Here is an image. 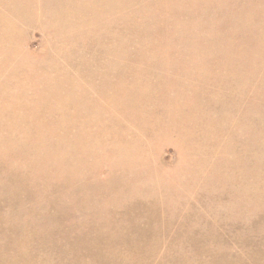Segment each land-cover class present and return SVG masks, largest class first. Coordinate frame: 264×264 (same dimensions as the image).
I'll list each match as a JSON object with an SVG mask.
<instances>
[{
	"label": "rangeland",
	"instance_id": "obj_1",
	"mask_svg": "<svg viewBox=\"0 0 264 264\" xmlns=\"http://www.w3.org/2000/svg\"><path fill=\"white\" fill-rule=\"evenodd\" d=\"M1 1L2 0H0V13L2 11V14L0 15V19L2 20V18H4V20L2 21H4L6 24L0 21V69H2L0 70V73L3 76L0 77V81L2 79V81L0 82V91L2 90L0 92V136H2L0 137V179L3 177L1 179L2 181L0 180V186L2 184L4 185L3 181L11 180V183L10 181H8L10 184L5 181V185L7 186L4 185L2 186V188L0 187V248L4 250V246L6 247L4 251L5 255L9 254L8 256L11 257L18 255L19 260L22 257L28 262L31 260L33 264L36 262L35 260H39V258H45V251L48 252L50 249L52 251V253L50 251V253L48 252L50 256L49 254L45 253L47 254V256H49H46L48 260H37L36 264H38V262L40 261H47V263L42 262V264H56L57 261V264H63L62 260L63 262H65V264H82V261H85L83 264H88L90 258V261L92 262H90V264H93L95 258V264H97V261H99L100 259V263L102 261L104 262L102 264H105L106 262L113 264V261L111 262V260L114 259H111L110 257L112 256L110 255H113L114 257L112 258H115L118 253L119 256L117 255L114 260L116 264H121L123 262L124 264H126L127 262V264H138L137 260H141V264H149L148 262L150 261V264H161V262L158 261L161 256L163 264L165 263L164 261H167L165 264H172L171 259L173 261V257H176L175 260L178 264H227L226 262H228V264H264V252H262L264 251V0H28L24 4H22L24 0H22V2H20L21 0H15V2L6 0V4L3 3L5 0H3V2ZM194 1L197 3V5ZM12 2L13 4H15L14 6L13 4H11ZM190 2L194 3L195 6ZM7 4H9L10 7ZM25 4L27 7L25 6ZM188 4L190 8H187ZM6 6H8L10 9L8 10ZM192 7H194L195 9L197 7V11L195 12V9ZM186 9L189 10L186 11ZM19 10H25L26 12L24 11V13L21 14ZM30 11H33L34 14ZM97 11H100L98 13L101 14H98ZM11 12L13 13V15L11 14ZM186 12L189 16L186 14ZM194 12L195 14L193 15L195 17H193V15H190ZM202 15H204V17ZM201 19L202 21H206L202 22L200 21ZM192 20L196 22H192ZM198 21L200 22L198 23ZM208 21L210 22V24ZM207 23L208 25H211V28H208ZM201 25L205 28V30H203L204 28H202ZM207 28L208 30L210 29L209 32L211 31V29L214 31H211V36L209 32H206ZM162 29L163 31H165L162 32ZM152 30L153 33L155 32L154 34L151 33ZM120 33L123 35H120ZM204 36L210 37L206 38ZM198 37L201 38V42L199 41ZM203 37L206 39L203 40ZM150 40H152V42ZM206 40L208 43H206ZM213 40L217 41L216 44ZM204 44H206L208 47L203 46ZM149 45H151V47ZM155 45L157 46L156 48ZM108 46L110 48H108L107 51L106 49ZM105 47L106 51L104 52L103 48ZM112 48L113 50H117H110ZM120 55L122 56V60H120ZM106 56L108 57L106 58ZM93 58L101 59V61L99 59L97 60L98 62H100V64L96 60H93ZM129 58L131 59V61H133V64L132 62H129ZM125 60L129 63H127ZM102 62L107 63V66H109L107 67L105 63V65H102ZM121 62L125 67V71L123 68V70L119 72V70H121V67H123L122 65H118L122 64ZM95 64L100 66L96 65V67ZM115 64H117V66ZM89 66L93 67L89 68ZM104 66L107 68H105ZM119 66L121 67L119 68ZM95 68L99 69L94 70ZM104 68L106 69V72ZM109 68L112 72L108 70ZM15 69L16 71H21V73L15 72ZM107 70L109 72H107ZM100 72L103 74L101 75ZM114 72L116 73L115 75ZM127 72L129 73L127 74ZM68 73L74 77L71 79V76ZM81 74L84 79L81 77ZM90 74H93V77ZM152 74L153 78L150 79V77H152ZM18 75H21L20 78H22L24 87L22 83L18 82L21 79H16L17 77H19ZM94 75H96V77ZM65 76H67V79L69 80H66ZM111 76L114 77L112 78ZM146 76L149 78H147ZM7 77L11 78L9 79ZM24 77L25 79L23 80ZM120 78L122 79V82L120 81ZM33 79L37 81H35L36 83H34V85L32 83ZM59 79L63 80L64 83L61 84L62 81L58 82ZM80 79L81 82L79 85L77 82H79ZM28 80L29 83L27 82V85L25 84V81ZM64 80L68 81V83ZM94 80L97 82H95ZM11 81H13L14 83ZM8 82L9 84H7ZM16 82L18 83L16 84ZM69 83L70 85L72 84L70 86L71 89L69 87ZM94 83H97L96 86ZM56 84L60 85L56 87ZM61 85L62 87H60ZM35 86H41V88H39L40 91L36 89L37 87ZM63 86H65L66 91L64 90ZM75 86L77 89L74 88ZM28 87L31 88V90H27L29 89ZM42 87H45L46 90H53L48 96L51 100H53L52 102L50 99H48L44 104H39V97H41V94L43 93ZM222 87L225 89L223 92ZM56 88L60 89V92L65 91V94H62L63 92L60 93ZM7 89H10L12 91L8 94L9 90L7 91ZM32 89H34L35 91H32ZM13 90H15V93ZM83 90L85 94L83 93ZM18 91H20V95ZM213 94H215V96ZM123 95L125 97H123ZM229 95L230 98L227 99ZM221 96L222 98H220ZM14 98L16 99L14 100ZM216 98H218V100L220 101H217ZM21 100H23V102ZM233 100L234 102H232ZM46 103L49 105V107L44 106L47 105ZM57 103H59V105ZM112 103L114 105H112ZM217 103H220L221 105H218ZM207 105L211 107H208ZM40 108H42L43 110H40ZM46 117L48 119H46ZM129 117H131V119ZM79 118L82 120V122L79 120ZM53 123H56L55 126H53ZM128 123L129 125H127ZM45 125L48 126V128ZM58 126L60 127V129ZM40 128H44V131ZM65 128L69 129L66 130ZM73 128L75 131L73 130ZM31 130L34 133H32ZM75 132L79 136L76 135ZM50 136L51 138H49ZM82 136L84 137V140L82 139ZM56 138L59 139V141ZM76 138L78 139L76 140ZM40 141H44V145H41ZM50 141L55 142L54 146L50 145ZM212 141L213 144L210 143ZM77 145H79V147H77ZM41 149L42 152L40 151ZM72 149L74 151H71ZM93 149L96 151H93ZM115 153L117 154V156ZM71 154L75 155L72 156ZM29 157H35L37 159L30 158V160ZM22 159L24 160V162ZM125 159H127V162ZM70 161L71 163H69ZM76 161L77 163H75ZM15 163L16 165H14ZM41 163L45 164L41 165ZM64 163L66 164L64 165ZM86 163H91L94 168H92V166L89 167V165L91 164H87L86 166L89 167L87 171L86 169H84L86 168ZM53 165L55 168L52 170L50 167H53ZM6 166H8L7 169ZM42 166H44L43 169H41ZM12 167L16 169L14 170ZM34 167L37 169V172L40 171L43 175L40 172L37 173ZM23 168H25L26 171L29 170V172L31 170V174L26 172L25 175V170ZM58 168L63 169L61 171L58 170ZM91 168L94 170H92ZM48 169H50L51 171ZM79 169L81 170V173ZM43 170L48 171V173L46 171L44 172ZM71 170L73 171V173ZM95 170H97L98 172L97 175H95ZM11 171L17 172H12L11 174ZM49 171L53 173H50ZM3 172L7 174L5 175V173ZM91 172H94L95 174ZM13 173L15 176L13 175ZM21 173L25 177H23ZM84 173L86 175L89 174V178H91L92 181H89L88 176H86ZM120 175H122V177H120ZM200 175L205 176L200 177ZM29 176H31L32 179L29 178ZM18 177H22V179H17ZM54 177L55 181H57L58 183L54 181ZM98 177L100 178L98 179ZM28 178L30 180H28ZM43 179V184H45L46 182V185L42 184ZM33 180L35 181L33 182ZM52 181L54 182L51 183ZM66 181L69 183H67L69 187L67 186ZM112 181L115 183H112ZM61 182H64L65 184H61ZM210 182L212 185L210 184ZM24 183L26 184L25 186ZM55 183L56 186L54 185ZM100 183L103 184V186ZM120 183L122 187H120ZM229 183L232 184L229 185ZM18 184L19 188L17 187ZM49 184H53L55 187L53 185H50V188ZM73 184H76V186H74ZM79 184H83L81 186L82 188L85 185V190H82ZM8 185L9 187L10 185H12L14 188L12 186L9 188ZM29 185H32L33 187ZM77 185L80 189L77 187ZM59 186H62L60 189L62 190L61 192H59ZM94 186L95 190L97 188V190L100 191L99 194L96 193L98 192L97 190L96 192H94L95 190L93 191L91 189ZM30 187L31 189H33L30 190ZM66 187L68 188L66 189ZM44 188H46V190ZM49 188L50 192L53 190L54 191L52 193H49V191L47 190ZM73 188L75 191L73 190ZM75 188L78 190V193ZM34 189H36V191ZM37 189L41 190L40 193L39 191H37ZM19 190L22 193L20 196H18L19 193H15ZM57 190L59 191L57 192ZM81 190L84 191V193H87V195L81 193ZM11 191L15 195H10ZM69 191L72 193H70ZM54 192L57 195L54 196ZM49 194L52 195L49 196ZM75 194L78 195L76 196ZM114 194L116 197L114 196ZM42 195L45 197H42ZM66 195H70L69 200L70 198L71 200L69 201V203L67 202L68 197L66 198ZM71 195H73V198ZM90 195H92L91 198L88 197ZM93 195L95 198L93 197ZM37 196L39 198H37ZM40 196L41 199L43 198L42 201H46V199L50 197L52 203L50 199H47L46 202L44 201L39 203L40 201L38 202L36 200H39ZM56 196V199L58 201L55 199ZM223 196H225V199ZM30 197H32V199H35L34 201H36V205H34V201ZM77 197L79 199H77ZM80 197H84L83 199L81 198L82 201L80 200ZM52 198L54 199V201H56L53 202ZM88 198L90 200L95 199V202L94 200L93 202L97 203L98 206L96 204H91L93 202H90ZM220 198L224 199L221 203ZM64 199L66 200L65 202H67V204L62 203L65 204V207L61 204V201H63ZM15 200L18 202V205ZM30 200L33 201V203L30 202ZM73 200H76L77 202H74ZM49 201V204H52L51 206L47 203ZM206 202H209L210 204L208 203V205L206 204ZM30 203L31 205H33V208ZM79 203H82L83 206ZM105 203L107 206L105 205ZM22 204H24V206ZM189 204L190 207L188 209ZM44 205L46 206V208L50 207L49 213L47 209L42 210L44 211V213L45 211H47L50 217H48V214H45V216L41 211V209L45 207ZM84 205L87 209L84 207ZM102 205H105V207ZM122 205L124 206L122 207ZM128 205L130 207L127 208ZM191 205L193 206L191 207ZM37 206L38 208H36ZM52 206H55V208ZM56 206H59L60 208H56ZM88 206L89 208L92 207L93 209H88ZM137 206H141L142 208L139 207L138 209ZM67 207L68 212L67 209L65 210V208ZM72 207L74 211L71 210ZM83 207L86 209V211L84 212ZM133 207L136 209H133ZM112 208H115L114 210L116 211L112 210ZM148 208L150 210L149 212ZM38 209H40V212H38ZM122 209H126L125 212ZM129 209H131L132 211H129ZM60 210L61 213L58 212ZM79 210L82 211L80 212ZM121 210L124 212V214H127L123 215V212ZM99 211L100 214L98 213ZM143 211L145 212L143 213ZM55 212L56 214L58 212V216L55 214ZM64 212H67L66 214L71 212L69 218L68 215H66ZM117 212L119 216L117 215ZM140 213H142V215ZM52 214H55L56 218L58 217V219H52L53 217H55V215L52 216ZM190 214L194 215L190 216ZM65 215L67 216L66 220L68 219L69 222L64 221L65 219H61L63 217L65 218ZM84 215L87 216V220L89 221V223H87V220L82 219L86 218V216ZM107 215L112 221H110L108 217H106ZM115 215L116 217H113ZM198 216L199 218H197ZM70 217L72 218V223ZM78 217L80 221L78 220ZM148 217L160 218L159 224L157 222L156 223L162 227L159 226V228L158 225L154 223V227L152 228L151 226L153 225H149L148 223ZM31 218L35 221L32 222V224H30V222L33 221ZM35 218L36 220L38 219V221L41 220V222H37ZM41 218H43L47 222L43 220V223ZM74 218H77V220H73ZM47 219H50L52 221L48 222ZM89 219H91L92 221ZM125 219H128L127 222ZM167 219L169 222L167 221ZM198 219L203 222L202 225L200 223L201 221ZM203 219L205 220V222ZM29 220L30 222L28 223ZM53 220L57 224L53 223ZM58 220H62L65 223ZM122 220H124L125 223ZM83 221H85L86 223H83ZM102 221H105V223ZM78 222L80 223L79 225H83L78 226ZM100 222L104 223L105 225L101 224ZM165 222L168 225L165 224ZM58 223H60L61 225ZM66 223L68 225L71 224L70 226H72L68 227L69 230H71L70 232L67 228L68 225L64 226L68 230V233L65 228H58V226L66 225ZM73 223H76L74 225L76 227L73 226ZM207 223L208 225L212 224V226H205V224ZM6 224L7 226H5ZM35 224H37V226L39 225V228L36 227ZM54 224L57 229H51L52 225L54 226ZM113 224L114 227H112ZM89 225H95L94 227H89L91 231L90 229H88ZM138 225H140V228H143H138ZM31 226L36 229L30 230L29 228ZM47 226L50 227L49 230ZM80 227H85L86 229L83 228L85 232ZM134 227L137 228V231H139L140 229V231L143 232L137 233V231L134 230ZM185 227L189 228V230H187V228ZM26 228L27 231L29 230L27 233L25 232ZM72 228H75V230H73ZM113 228L114 230L116 228L117 231H113ZM193 228L194 230H196L193 231ZM211 228L214 229L210 230ZM46 229L49 233L51 232V230H53V233L51 232L52 234L49 235L48 233V235L51 237L50 240L48 235L43 237L44 232L45 235L47 234V232L44 231ZM122 229L124 232L120 231ZM152 229H157L155 231L153 230V233L155 234H152ZM182 229L183 231H181ZM184 229L186 230V232ZM72 230L76 233L78 231L79 234H77V237H74V239L71 238L70 245L71 241H74L75 239L76 240L74 242H77L78 236L81 237L82 234L87 235V237L85 235V237L88 238H85V246L79 248L82 250L84 257H81L83 256V254L80 255L81 250L78 249V252L75 251L77 248L75 247L76 244L74 242H72L73 245H71V247L69 245V239L66 240V238H70L72 234L76 235V233L74 234ZM79 230L82 232V234H80L81 232H79ZM171 230H175V232L172 231V233L170 232ZM233 230L235 233L237 232V234H235ZM32 231L37 232H34L35 235H32ZM38 231H41V233H39V236L43 235L41 237L44 238L43 241H40L42 239L37 235ZM88 231H90L89 234L91 233L90 236L88 235V233H86ZM92 231L99 232L100 234L95 232L93 233ZM130 231L133 233H131ZM166 231L167 233H169V235L166 233ZM198 231L201 232V234ZM59 232H61V236H64H59ZM144 232L147 236L144 234ZM29 233L30 236H28ZM147 233H149L151 236H149ZM160 233H163V236H161L162 234L160 235ZM188 233H191L193 238L190 237L189 239L188 237L190 236V234ZM92 234H94L95 236L98 235L99 237L97 236L98 238H96ZM105 234L108 238H106ZM137 234H139V236ZM203 234H207V236H204ZM31 235L33 238L38 237L39 240L36 238L34 239L36 240L35 242L31 238ZM109 235L114 236V238L112 236L110 237ZM166 235L168 236L166 237ZM182 235H186L187 237L183 236V238ZM200 235L202 237V241ZM115 236L119 238L117 239ZM176 236H179V238H176V240L174 241L173 239ZM55 237L56 239H54ZM92 237H94V239L96 238L95 242ZM100 237L101 239H103H99ZM128 237H131L132 240L130 238L128 239L129 241L127 239H124ZM165 237L169 238L167 240L172 241H170V243L165 242ZM208 237L210 238L209 241H207L209 239ZM89 238L91 239V241ZM105 238L107 242H109L110 239L111 242H114V240L116 242L114 244H106V241L104 242ZM147 238H151V240ZM23 239L26 240L22 242L21 240ZM193 239L194 241L197 239V241H195L196 244L194 243ZM17 240L20 241V246ZM52 240H60L59 243L61 242V244L59 245L57 241V243L55 241V243L51 242ZM62 240H64L63 243ZM98 240H101L99 241V244ZM118 240L119 242H117ZM180 240L182 242L185 240L186 241L182 243L180 242ZM214 240L216 241L214 242ZM38 241L39 243L41 242L40 245L45 243V246L49 241L51 242H48L49 245L53 246V248L48 245V249H46L47 246H43L42 248V246H39L37 244ZM160 241L163 244H161ZM210 241H212L213 243H210ZM27 242L31 243V246H37H35L34 248L32 247L34 249L33 250L32 248H30L31 246H28L30 244H27L28 248H30V250L28 249L27 253V255L29 254V256L26 255L27 248H24L23 251H21L23 247H27L24 244ZM64 242H66L65 246ZM127 242H130L129 244H132L133 247L131 246L130 248V245ZM174 242H177L179 244L176 245V243ZM186 242H188L189 244ZM203 242H205L206 245ZM208 242L210 243V245ZM87 243H90L89 247L94 244V246L92 245L91 247L96 250L95 253H89V255L91 256L95 255L94 260L93 257H88V255L85 257V249L87 250L88 246ZM118 243H121V245H118ZM167 243L171 244L172 247L173 245H184L183 247H178V249H176V247L171 248V246H168L166 248ZM185 243L188 245H185ZM198 243L199 245L204 244V247L199 246L198 249ZM110 244H112V246ZM125 244L126 250L124 249ZM157 244L159 247L157 246ZM2 245L3 247H1ZM7 245L10 247L9 250V247H7ZM66 245H69L71 248L68 246V249ZM141 246L142 248H140ZM186 246H188L189 250H192L193 254H195L194 256L191 251L186 249ZM56 247L57 249L54 250V248ZM95 247L98 249H96ZM118 247H120L122 250H120V248ZM127 247H129V249ZM192 247H194V251L193 249H191ZM44 248L46 250H44ZM92 248L90 250H92ZM156 248L161 250H158L159 252H157ZM214 248L216 249L214 250ZM31 249L33 250V252L40 251L39 254L41 256L43 255L44 257L42 256L43 258H38V252L33 253ZM41 249L44 252H42ZM127 249L129 251L131 249V254L129 252L126 253ZM172 249H174L176 252H174V250ZM197 249L199 253L197 252ZM53 250L57 252H54V256L55 254H57V256L60 255L58 252L61 251L63 253L67 252L66 254L69 253L68 256L72 254L71 257L74 258L69 257L70 261L67 262L65 261L66 255L64 254H61L58 258H55L57 256L53 258V255H51L53 254ZM65 250L67 251L65 252ZM70 250H72V252H70ZM178 250L181 252H178ZM13 251H15L16 253L20 251V254H14ZM74 251L76 254L75 256L73 253ZM147 251L150 252L148 253ZM161 251H164L165 253H162ZM224 251L226 253H222ZM144 252L147 254H145ZM99 253H103L101 255V258L98 257L100 256ZM150 253H152V257ZM174 253L176 254V256ZM23 254H25L26 256ZM143 254L149 258H146ZM179 254L181 256H179ZM236 254L239 255V257ZM230 255L231 258H228L230 257ZM33 256H35V259H33ZM51 256L53 260H56L55 262L52 260V258H50ZM68 256L67 260L69 259ZM76 256L77 260L78 257L80 258L78 260L79 262H75ZM170 256L172 258H169L170 260H168V257ZM26 257H30V260ZM31 257H33L32 259L35 262L32 261ZM136 257L139 259H137ZM59 258L62 260L59 261ZM108 258H110L109 261H106V259L108 260ZM150 258H152L154 262L152 261V259L150 260ZM163 258H165L166 260ZM232 258L234 259L232 260ZM120 259H123L121 263L116 262L121 261ZM147 259L150 261H148ZM72 260L75 263L72 262ZM86 260L88 261L86 262ZM159 260H161V258ZM134 261L137 263H133ZM197 261H199L200 263H198ZM31 262H29V264ZM23 263L28 264L25 261L18 264Z\"/></svg>",
	"mask_w": 264,
	"mask_h": 264
},
{
	"label": "bare ground",
	"instance_id": "obj_2",
	"mask_svg": "<svg viewBox=\"0 0 264 264\" xmlns=\"http://www.w3.org/2000/svg\"><path fill=\"white\" fill-rule=\"evenodd\" d=\"M11 1H14V2H15V0H11ZM18 1H19V0H18ZM27 1H28V0H24V2H23L22 4L26 3ZM31 1H32V0H31ZM196 1H197V0H196ZM210 1H211V0H210ZM212 1H213V0H212ZM214 1H215V0H214ZM1 2H3V0H2ZM5 2H6V0H5L3 3H5ZM20 2H22V0H21ZM20 2H19V3H20ZM194 2H195V1H194ZM198 2H199V1H198ZM6 3H7V2H6ZM6 3H5V4H6ZM8 3H10V2H8ZM16 3H17V2H16ZM19 3H18V4H19ZM34 3H35V2H34ZM103 3H104V2H103ZM190 3H191V2H190ZM195 3H196V2H195ZM11 4H13V2H12ZM32 4H33V3H32ZM191 4H193V5L195 6L194 3H191ZM191 4H190V5H191ZM1 5H3V4H1ZM7 5H9V4H7ZM14 5H15V4H13V6H14ZM20 5H21V4H20ZM29 5H30V4H29ZM193 5H192V6H193ZM196 5H197V3H196ZM198 5H199V3H198ZM11 6H12V5H11ZM25 6H26V4H25ZM48 6H49V5H48ZM6 7L8 8V10L10 9V8H9L10 5H9V7H8V6H6ZM26 7H27V6H26ZM12 8H13V7H12ZM20 8H21V7H20ZM187 8H190V7H189V4H188ZM192 8H194V7H192ZM21 9H22V8H21ZM24 9H25V8H24ZM32 9H33V7H32ZM194 9H195V8H194ZM194 9H193V10H194ZM196 9H197V7H196ZM196 9H195V12L197 11ZM207 9H208V8H207ZM16 10H17V9H16ZM92 10H93V9H92ZM92 10H91V11H92ZM187 10H189V9H186V11H187ZM11 11H12V10H11ZM24 11H25V10H19V12H20L21 14H23ZM191 11H192V9H191ZM191 11H189V12H191ZM206 11H208V10H206ZM206 11H205V13H206ZM209 11H210V10H209ZM7 12H8V11H7ZM12 12H13V11H12ZM12 12H11V14L13 15ZM25 12H26V11H25ZM30 12L32 13L33 11H30ZM94 12H95V11H94ZM98 12H100V11H97V13H98ZM195 12L192 13V14H190V15L195 14ZM16 13H17V11H16ZM16 13H14V14H16ZM210 13H211V12H210ZM1 14H2V11H1L0 15H1ZM33 14H34V12H33ZM98 14H101V13H98ZM186 14H187V12H186ZM203 14H204V13H203ZM207 14H208V12H207ZM18 15H19V14H18ZM187 15H188V14H187ZM2 16H3V15H2ZM31 16H32V15H31ZM33 16H34V15H33ZM96 16H97V15H96ZM99 16H100V15H99ZM185 16H186V15H185ZM188 16H189V15H188ZM196 16H197V15H196ZM202 16L204 17V15H202ZM205 16H206V15H205ZM3 17H4V16H3ZM190 17H191V16H190ZM193 17H195V16L193 15ZM208 17H209V16H208ZM5 18H6V17H5ZM24 18H25V17H24ZM27 19H28V17H27ZM27 19H26V20H27ZM191 19H193V18H191ZM2 20H4V18H2ZM2 20L0 19L1 22L5 23V22L2 21ZM188 20H189V19H188ZM5 21H6V20H5ZM200 21H202V19H201ZM200 21H198V23H199ZM205 21H206V20H205ZM205 21H202V22H205ZM6 22H7V21H6ZM22 22H23V21H22ZM192 22H196V21L192 20ZM208 22H209V21H208ZM3 23H2V24H3ZM189 23H190V22H189ZM2 24H1V25H2ZM5 24H6V23H5ZM184 24H185V23H184ZM196 24H197V23H196ZM209 24H210V22H209ZM112 25H113V24H112ZM112 25H111V28H112ZM202 25H203V24H202ZM202 25H201V26H202ZM207 25H208V23H207ZM3 26H4V25H3ZM6 26H8V25H6ZM4 27H5V26H4ZM205 27H206V24H205ZM209 27L211 28V25H208V28H209ZM202 28H204V27L202 26ZM208 28L206 29V32H209L210 29L208 30ZM167 29H168V28H167ZM203 30H205V28H204ZM207 30H208V31H207ZM164 31H165V30H164ZM164 31H163V29H162V32H164ZM211 31L214 32L212 29H211ZM211 31L209 32L210 36H211ZM109 32H110V31H109ZM138 32H139V31H138ZM147 33H148V32H147ZM151 33H153V30H152ZM154 33H155V32H154ZM154 33H153V34H154ZM169 33H170V32H169ZM162 34H163V33H162ZM164 34H165V33H164ZM117 35H118V34H117ZM120 35H123V34L120 33ZM143 35H144V34H143ZM145 35H146V33H145ZM204 35H205V34H204ZM151 36H152V34H151ZM198 36H199V34H198ZM210 36H209V37H210ZM118 37H119V36H118ZM147 37H148V36H147ZM204 37H206V36H204ZM204 37H203V40H205L208 36H207L206 38H204ZM209 37H208V38H209ZM108 38H109V37H108ZM198 38H199V37H198ZM198 38H197V39H198ZM211 38H212V37H211ZM211 38H210V40H211ZM214 38H215V37H214ZM117 39H118V38H117ZM151 39H152V38H151ZM200 39H201V38H199V41H200ZM212 39H213V38H212ZM215 39H216V38H215ZM113 40H116V39H113ZM153 40H154V39H153ZM150 41L152 42V40H150ZM208 41H209V40H208ZM213 41H214V40H213ZM114 42H116V41H114ZM200 42H201V41H200ZM204 42H205V41H204ZM214 42H215V44H216L217 41H214ZM98 43H99V42H98ZM153 43H154V42H153ZM206 43H208L207 40H206ZM209 43H210V42H209ZM212 43H213V42H212ZM156 44H157V43H156ZM187 44H188V43H187ZM200 44H201V43H200ZM111 45H112V44H111ZM109 46H110V45H109ZM109 46L107 47V49H106V47L103 48V51H104V52H105L106 50L108 51V48H110ZM147 46H148V45H147ZM149 46L151 47V45H149ZM152 46H153V45H152ZM158 46H159V45H158ZM203 46H207V45L204 44ZM156 47H157V46L155 45V48H156ZM207 47H208V46H207ZM210 47H211V46H210ZM98 48H99V46H98ZM116 48H117V47H116ZM125 48H126V47H125ZM159 48H160V47H159ZM214 48H215V47H214ZM105 49H106V50H105ZM150 49H151V48H150ZM210 49H211V48H210ZM110 50H113V48L110 49ZM115 50H117V49H114L113 51H115ZM124 50H125V49H124ZM126 50H127V49H126ZM159 50H160V49H159ZM113 51H112V52H113ZM94 52H95V51H94ZM126 52H127V51H126ZM209 52H210V51H209ZM100 53H101V52H100ZM212 53H213V51H212ZM108 54H109V53H108ZM119 54H120V53H119ZM124 54H125V53H124ZM129 54H130V52H129ZM158 54H159V53H158ZM101 55H102V54H101ZM137 55H139V54H137ZM140 55H141V54H140ZM209 55H210V54H209ZM213 55H215V54H213ZM95 56H96V55H95ZM109 56H110V55H109ZM120 56H121V55H120ZM130 56H131V55H130ZM130 56H129V57H130ZM133 56H134V54H133ZM135 56H136V55H135ZM155 56H156V55H155ZM101 57H102V56H101ZM107 57H108V56H106V58H107ZM153 57H154V55H153ZM91 58H92V57H91ZM91 58H90V60H91ZM99 58H100V57H99ZM99 58H98V59H99ZM102 58H103V57H102ZM104 58H105V57H104ZM117 58H118V56H117ZM117 58H114V59H117ZM132 58H134V57H132ZM98 59H97V58H96V59L93 58V60H96V61H97ZM79 60H80V58H79ZM82 60H83V59H82ZM82 60H81V61H82ZM99 60L101 61V59H99ZM106 60H107V59H106ZM120 60H122V56H121ZM129 60H130L129 62H132V64H133V61H131L130 58H129ZM132 60H133V59H132ZM85 61H86V60H85ZM115 61H117V60H115ZM123 61H124V60H123ZM125 61H126V60H125ZM78 62H79V61H78ZM90 62H91V61H90ZM92 62H93V61H92ZM97 62H98V61H97ZM126 62H127V61H126ZM129 62H127V63H129ZM87 63H88V62H87ZM94 63H95V61H94ZM98 63L100 64V62H98ZM102 63H103V64H102ZM102 63H101L102 65H105V64H106V66H107V63H105V62H102ZM104 63H105V64H104ZM110 63H111V62H110ZM110 63H108V64H110ZM118 63H119V62H118ZM121 63H122V62H121ZM156 63H157V62H156ZM161 63H162V62H161ZM165 63H166V62H165ZM169 63H170V62H169ZM182 64H183V63H182ZM96 65H97V64H95V66H96ZM102 65H101V66H102ZM115 65L117 66V64H115ZM118 65H122V66H123V67L119 66V68L121 67V70H119V72L122 71L123 68H124V71H125V67H124L123 63H122V64H118ZM126 65H127V64H126ZM150 65H151V62H150ZM97 66H100V65H97ZM97 66H96V67H97ZM108 66H109V65H108ZM108 66H107V67H108ZM165 66H166V65H165ZM90 67H93V66H89V68H90ZM104 67H105V66H104ZM107 67H105V68H107ZM112 67H113V66H112ZM149 67H150V66H149ZM105 68H104V69H105ZM114 68H115V67H114ZM116 68H117V67H116ZM126 68H127V67H126ZM161 68H162V67H161ZM21 69H22V68H21ZM96 69H97V68H95L94 70H96ZM98 69H99V68H98ZM98 69H97V70H98ZM151 69H152V68H151ZM153 69H154V68H153ZM155 69H156V68H155ZM0 70H2V69H0ZM9 70H10V69H9ZM88 70H89V69H88ZM108 70L111 71L110 68H109ZM108 70H107V72H109ZM128 70H129V69H128ZM22 71H23V70H22ZM117 71H118V69H117ZM152 71H153V70H152ZM160 71H161V70H160ZM15 72H17V73H21V71H20V72H19V70L16 71V69H15ZM89 72H90V71H89ZM92 72H94V71H92ZM105 72H106V69H105ZM105 72H104V73H105ZM111 72H112V71H111ZM111 72H110V73H111ZM119 72H118V73H119ZM85 73H86V72H85ZM97 73H98V71H97ZM100 73H101V72H100ZM100 73H99V74H100ZM128 73H129V72H127V74H128ZM149 73H151V72H149ZM159 73H160V72H159ZM68 74H69V73H68ZM68 74H67V75H68ZM86 74H87V73H86ZM93 74H94V73H93ZM93 74H92V75H93ZM99 74H98V75H99ZM102 74H103V73H101V75H102ZM115 74H116V73L114 72V75H115ZM125 74H126V73H125ZM145 74H146V73H145ZM153 74H154V73H153ZM153 74H152V77H150V75H149L150 79L153 78ZM14 75H16V74H14ZM14 75H13V76H14ZM69 75H70V74H69ZM83 75H84V74H83ZM90 75H91V74H90ZM92 75H91V76H92ZM96 75H97V74H96ZM96 75H94V76L96 77ZM118 75H119V74H118ZM131 75H132V74H131ZM18 76H19V77H17L16 79H19L21 75H18ZM70 76H71V75H70ZM70 76H69V77H70ZM76 76H78V75H76ZM84 76H85V75H84ZM86 76H87V75H86ZM116 76H117V75H116ZM116 76H115V77H116ZM123 76H124V75H123ZM123 76H121V77H123ZM0 77H3V76L1 75V73H0ZM65 77H66V80H69V79H67V76H65ZM65 77H64V79H65ZM69 77H68V78H69ZM73 77H74V76H71V79H72ZM81 77H82V74H81ZM88 77H89V76H88ZM92 77H93V76H92ZM98 77H99V76H98ZM98 77H97V78H98ZM111 77H112V76H111ZM113 77H114V76H113ZM113 77H112V78H113ZM125 77H127V76H125ZM146 77H147V76H146ZM149 77H147V78H149ZM5 78H6V77H5ZM5 78H3V79H5ZM7 78H9V77H7ZM10 78H11V77H10ZM10 78H9V79H10ZM26 78H27V77H26ZM76 78H77V77H76ZM82 78L84 79V77H82ZM85 78H87V77H85ZM101 78H102V76H101ZM105 78H106V74H105ZM105 78H104V79H105ZM130 78H131V76H130ZM9 79H8V80H9ZM16 79H15V80H16ZM20 79H21V80H19L18 82L22 83V85H23L22 78H20ZM24 79H25V77L23 78V80H24ZM31 79H32V78H31ZM62 79H63V78H62ZM83 79H82V80H83ZM104 79H103V80H104ZM120 79H121V78H120ZM128 79H129V78H128ZM155 79H156V78H155ZM155 79H154V80H155ZM8 80H7V81H8ZM11 80H12V79H11ZM15 80H14V81H15ZM29 80H30V78H29ZM29 80H28V81H25V82H26L25 84H27V82L29 83ZM41 80H42V78H41ZM59 80H60V81H59ZM59 80H58V82H61V81H62L61 84L64 83L63 80H61V79H59ZM66 80H64V81H66ZM74 80H75V79H74ZM78 80H79V78H78ZM91 80H93V79H91ZM97 80H98V79H97ZM100 80H101V79H100ZM1 81H2V79H1ZM1 81H0V82H1ZM16 81H17V80H16ZM33 81H34V82H33ZM35 81H36V80H34V79L32 80L33 85H34V83L37 82V81H36V82H35ZM70 81H71V80H70ZM85 81H86V80H85ZM88 81H89V80H88ZM94 81H95V80H94ZM113 81H114V79H113ZM120 81L122 82V79H121ZM125 81H126V80H125ZM9 82H10V81H9ZM9 82H8L7 84H9ZM11 82H13V81H11ZM18 82H16V84H17ZM38 82H39V81H38ZM66 82L68 83V81H66ZM80 82H81V79H80V81L77 82V83L80 85ZM83 82H84V81H83ZM83 82H82V83H83ZM86 82H87V81H86ZM91 82H93V81H91ZM95 82H97V81H95ZM98 82H99V81H98ZM138 82H139V81H138ZM138 82H137V83H138ZM4 83H6V82H4ZM13 83H14V82H13ZM20 83H19V84H20ZM39 83H40V82H39ZM74 83H76V82H74ZM103 83H104V82H103ZM141 83H142V81H141ZM150 83H151V82H150ZM7 84H6V85H7ZM37 84H38V83H37ZM41 84H42V81H41ZM65 84H66V83H65ZM84 84H86V83H84ZM94 84H95V83H94ZM96 84H97V83H96ZM96 84H95V86H96ZM112 84H113V82H112ZM120 84H121V83H120ZM128 84H129V83H128ZM225 84H226V83H225ZM1 85H2V84H1ZM10 85H11V84H10ZM14 85H15V84H14ZM27 85H28V84H27ZM27 85H25V86H27ZM30 85H31V83H30ZM30 85H29V86H30ZM59 85H60V84H56V87L59 86ZM71 85H72V84H71ZM71 85H70V83H69V87H70ZM87 85H88V84H87ZM87 85H86V86H87ZM123 85H124V84H123ZM146 85H147V84H146ZM146 85H145V86H146ZM223 85H224V84H223ZM4 86H5V85H4ZM4 86H3V87H4ZM15 86H16V85H15ZM103 86H105V85H103ZM106 86H107V85H106ZM141 86H142V85H141ZM147 86H148V85H147ZM226 86H227V85H226ZM226 86H225V87H226ZM0 87H1V86H0ZM9 87H10V86H9ZM12 87H13V85H12ZM23 87H24V85H23ZM35 87H37L36 89H38V90H39V88H41V86H40V87L35 86ZM45 87H47V86H45ZM45 87H42V88H43V91H42L43 93L41 94V97H39V101H38L39 104H44L48 99H50L48 96H49V94H51V92L53 91V90L50 91V89H47V90H46ZM48 87H49V86H48ZM60 87H62V85H61ZM63 87H64V90L66 91L65 86H63ZM77 87H78V86H77ZM14 88H15V87H14ZM28 88H29V87H28ZM72 88H73V87H72ZM74 88H76V86H75ZM95 88H96V87H95ZM136 88H137V87H136ZM145 88H146V87H145ZM222 88H223V87H222ZM0 89H1V88H0ZM22 89H23V88H22ZM56 89H58V88H56ZM56 89H55V90H56ZM68 89H69V88H68ZM70 89H71V87H70ZM76 89H77V88H76ZM142 89H143V88H142ZM8 90H9V91H8ZM27 90H31V88H29V89H27ZM33 90H34V89H32V91H33ZM58 90H59V92H60V89H58ZM94 90H95V89H94ZM224 90H225V89L223 88L222 92H223ZM1 91H2V90H1ZM1 91H0V92H1ZM7 91H8V94H9V92H11L12 90L7 89ZM13 91H14V93H15V90H13ZM34 91H35V90H34ZM39 91H40V90H39ZM65 91H64V92H65ZM77 91H78V90H77ZM89 91H90V89H89ZM220 91H221V89H220ZM4 92H5V91H4ZM4 92H3V93H4ZM16 92H17V91H16ZM18 92H19V95H20V91H18ZM62 92H63V91H62ZM62 92H60V93H62ZM64 92H63L62 94H65ZM92 92H93V91H92ZM100 92H101V91H100ZM214 92H215V91H214ZM5 93H6V92H5ZM24 93H25V92H24ZM81 93H82V92H81ZM83 93H84V90H83ZM93 93H94V92H93ZM126 93H127V92H126ZM143 93H144V92H143ZM218 93H219V92H218ZM22 94H23V93H22ZM84 94H85V93H84ZM94 94H95V93H94ZM94 94H93V95H94ZM110 94H111V93H110ZM219 94H220V93H219ZM222 94H223V93H222ZM91 95H92V94H91ZM124 95H125V94H124ZM124 95H123V97H125ZM213 95L215 96V94H213ZM213 95H212V96H213ZM217 95H218V94H217ZM2 96H3V95H2ZM16 96H17V95H16ZM21 96H22V95H21ZM21 96H20V97H21ZM84 96H85V95H84ZM94 96H95V95H94ZM140 96H141V95H140ZM222 96H223V95H222ZM222 96H221L220 98H222ZM234 96H235V94H234ZM3 97H4V96H3ZM53 97H54V96H53ZM66 97H67V96H66ZM0 98H1V95H0ZM36 98H37V97H36ZM229 98H230V95L228 96L227 99H229ZM234 98H235V97H234ZM15 99H16V98H14V100H15ZM17 99H18V98H17ZM21 99H22V98H21ZM30 99H31V98H30ZM32 99H33V98H32ZM34 99H35V98H34ZM52 99H53V98H52ZM54 99H55V98H54ZM73 99H74V97H73ZM95 99H96V98H95ZM130 99H131V98H130ZM216 99H217V101H220V100H218V98H216ZM14 100H13V102H14ZM50 100H51V99H50ZM50 100H49V101H50ZM58 100H59V99H58ZM65 100H66V98H65ZM67 100H68V99H67ZM221 100H222V99H221ZM21 101L23 102V100H21ZM31 101H32V100H31ZM52 101H53V100H51V102H52ZM223 101H225V100H223ZM226 101H228V100H226ZM15 102H16V101H15ZM51 102H49V103H51ZM72 102H73V101H72ZM210 102H211V101H210ZM232 102H234V100H233ZM28 103H29V102H28ZM47 103H48V102H47ZM47 103H46V104H47ZM69 103H70V102H69ZM121 103H122V102H121ZM215 103H216V102H215ZM229 103H230V102H229ZM57 104L59 105V103H57ZM65 104H67V103H65ZM71 104H72V103H71ZM73 104H74V103H73ZM103 104H104V103H103ZM115 104H116V103H115ZM207 104H208V103H207ZM217 104L219 105L220 103H217ZM50 105H51V104H50ZM95 105H96V104H95ZM112 105H114V104L112 103ZM137 105H138V104H137ZM220 105H221V104H220ZM226 105H227V104H226ZM229 105H231V104H229ZM38 106H39V105H38ZM44 106H48V107H49L48 104H47V105H44ZM77 106H78V105H77ZM110 106H111V105H110ZM207 106H208V105H207ZM223 106H224V105H223ZM27 107H28V106H27ZM50 107H51V106H50ZM208 107H211V106H208ZM4 108H5V107H4ZM58 108H59V107H58ZM58 108H57V109H58ZM41 109H42V108H40V110H41ZM78 109H79V108H78ZM85 109H86V107H85ZM107 109H108V108H107ZM110 109H111V108H110ZM110 109H109V110H110ZM123 109H124V108H123ZM42 110H43V109H42ZM70 110H71V108H70ZM80 110H81V109H80ZM78 111H79V110H78ZM95 111H96V110H95ZM25 112H26V111H25ZM40 112H41V111H40ZM44 112H45V111H44ZM47 112H48V111H47ZM99 112H100V111H99ZM31 113H32V112H31ZM33 113H34V112H33ZM51 113H52V112H51ZM63 113H64V112H63ZM71 113H72V112H71ZM83 113H85V112H83ZM89 113H90V112H89ZM93 114H94V113H93ZM29 115H30V114H29ZM40 115H41V114H40ZM44 115H46V114H44ZM63 115H64V114H63ZM101 115H102V114H101ZM90 116H91V115H90ZM187 116H188V115H187ZM33 117H34V116H33ZM48 117H49V116H48ZM92 117H93V115H92ZM149 117H150V116H149ZM177 117H178V116H177ZM57 118H59V117H57ZM64 118H65V117H64ZM83 118H84V116H83ZM129 118L131 119V117H129ZM185 118H186V117H185ZM46 119H48V118L46 117ZM62 119H63V118H62ZM75 119H76V118H75ZM127 119H128V118H127ZM172 119H173V118H172ZM172 119H170V120H172ZM27 120H28V119H27ZM79 120L82 122V120H81L80 118H79ZM79 120H78V121H79ZM102 120H103V119H102ZM174 120H175V117H174ZM174 120H173V121H174ZM28 121H29V120H28ZM39 121H40V120H39ZM44 121H45V119H44ZM57 121H58V120H57ZM91 121H92V120H91ZM94 121H95V120H94ZM136 121H137V120H136ZM150 121H151V120H150ZM153 121H154V120H153ZM26 122H27V121H26ZM47 122H48V121H47ZM66 122H67V120H66ZM87 122H88V120H87ZM106 122H107V121H106ZM124 122H125V121H124ZM124 122H123V123H124ZM151 122H152V121H151ZM68 123H69V122H68ZM53 124H54V123H53ZM55 124H56V123H55ZM55 124H54L53 126H55ZM61 124H62V123H61ZM75 124H76V123H75ZM80 124H81V123H80ZM137 124H138V123H137ZM159 124H160V123H159ZM71 125H72V124H71ZM82 125H83V124H82ZM82 125H81V126H82ZM92 125H93V123H92ZM112 125H113V124H112ZM112 125H111V126H112ZM121 125H122V124H121ZM127 125H129V123H128ZM130 125H131V122H130ZM36 126H37V125H36ZM45 126H46V125H45ZM45 126H42V127H45ZM100 126H101V124H100ZM108 126H110V125H108ZM24 127H25V126H24ZM46 127L48 128V126H46ZM58 127H59V126H58ZM90 127H91V126H90ZM103 127H104V126H103ZM113 127H114V126H113ZM115 127H116V126H115ZM120 127H121V126H120ZM126 127H127V126H126ZM49 128H51V127H49ZM53 128H54V127H53ZM93 128H94V127H93ZM95 128H96V127H95ZM99 128H100V127H99ZM157 128H158V127H157ZM40 129H41V128H40ZM42 129H43V131H44V128H42ZM42 129H41V130H42ZM59 129H60V127H59ZM62 129H63V128H62ZM65 129L67 130V129H69V128H65ZM87 129H88V128H87ZM114 129H115V128H114ZM123 129H124V128H123ZM125 129H126V128H125ZM41 130H40V131H41ZM73 130H74V128H73ZM73 130H72V132H73ZM96 130H97V129H96ZM31 131H32V130H31ZM57 131H58V130H57ZM74 131H75V130H74ZM99 131H100V130H99ZM166 131H167V130H166ZM6 132H7V131H6ZM83 132H84V131H83ZM32 133H34V132L32 131ZM62 133H63V132H62ZM87 133H88V132H87ZM3 134H4V133H3ZM30 134H31V133H30ZM47 134H48V133H47ZM68 134H69V133H68ZM75 134H76V132H75ZM83 134H84V133H83ZM88 134H89V133H88ZM31 135H32V134H31ZM76 135H78V134H76ZM76 135H75V136H76ZM89 135H90V134H89ZM67 136H68V135H67ZM72 136H73V135H72ZM78 136H79V135H78ZM0 137H2V136H0ZM40 137H41V136H40ZM45 137H46V136H45ZM55 137H56V136H55ZM63 137H64V136H63ZM82 137H83V136H82ZM85 137H86V136H85ZM49 138H51V136H50ZM57 138H58V137H57ZM57 138H56V139H57ZM65 138H66V137H65ZM88 138H89V137H88ZM41 139H42V138H41ZM43 139H44V138H43ZM45 139H46V138H45ZM54 139H55V138H54ZM72 139H74V138H72ZM77 139H78V138H76V140H77ZM79 139H80V138H79ZM82 139L84 140V137H83ZM4 140H5V139H4ZM57 140L59 141V139H57ZM80 140H81V139H80ZM45 141H46V140H45ZM66 141H67V140H66ZM69 141H70V140H69ZM81 141H82V140H81ZM81 141H80V142H81ZM88 141H89V140H88ZM88 141H87V143H88ZM150 141H152V140H150ZM40 142H41V141H40ZM74 142H76V141H74ZM82 142H83V141H82ZM13 143H14V142H13ZM38 143H39V142H38ZM54 143H55L54 141H50V145H53V146H54ZM56 143H57V142H56ZM70 143H72V142H70ZM210 143L213 144V141L210 142ZM27 144H28V143H27ZM40 144H41V145H44V141L41 142ZM80 144H81V143H80ZM84 144H86V143H84ZM89 144H90V143H89ZM30 145H31V144H30ZM69 145H70V144H69ZM87 145H88V144H87ZM31 146H32V145H31ZM35 146H36V144H35ZM70 146H71V145H70ZM88 146H89V145H88ZM61 147H62V146H61ZM77 147H79V145H77ZM65 148H66V147H65ZM65 148H64V149H65ZM123 148H124V147H123ZM64 149H63V150H64ZM75 149H76V148H75ZM91 149H92V147H91ZM51 150H52V149H51ZM69 150H70V149H69ZM76 150H77V149H76ZM79 150H80V149H79ZM30 151H32V150H30ZM40 151L42 152V149H41ZM40 151H39V153H40ZM71 151H74V150L72 149ZM83 151H84V150H83ZM93 151H96V150L93 149ZM54 152H56V151H54ZM59 152H60V151H59ZM88 152H89V151H88ZM88 152H87V153H88ZM35 153H36V152H35ZM64 153H65V152H64ZM30 154H31V153H30ZM42 154H44V153H42ZM48 154H49V153H48ZM51 154H52V153H51ZM75 154H76V153H75ZM75 154H73V155H75ZM77 154H78V153H77ZM115 154H116V153H115ZM36 155H37V154H36ZM71 155H72V154H71ZM73 155H72V156H73ZM84 155H85V154H84ZM87 155H88V154H87ZM79 156H80V154H79ZM82 156H83V155H82ZM116 156H117V154H116ZM119 156H120V155H119ZM127 156H128V155H127ZM32 157H33V155H32ZM43 157H44V156H43ZM59 157H60V156H59ZM61 157H62V155H61ZM65 157H66V156H65ZM70 157H71V156H70ZM86 157H87V156H86ZM106 157H107V156H106ZM30 158H31V157H29V159H30ZM48 158H49V157H48ZM51 158H52V157H51ZM67 158H68V157H67ZM87 158H88V157H87ZM91 158H92V157H91ZM116 158H117V157H116ZM126 158H127V157H126ZM31 159H37V158L34 157V158H31ZM31 159H30V160H31ZM57 159H58V158H57ZM78 159H79V158H78ZM85 159H86V158H85ZM1 160H2V159H1ZM22 160H23V159H22ZM25 160H26V159H25ZM54 160H55V159H54ZM81 160H82V159H81ZM125 160H126V162H127V159H125ZM41 161H42V160H41ZM46 161H47V159H46ZM63 161H64V160H63ZM89 161H90V160H89ZM92 161H93V160H92ZM92 161H91V162H92ZM114 161H116V160H114ZM114 161H113V162H114ZM23 162H24V160H23ZM23 162H22V163H23ZM29 162H30V161H29ZM34 162H35V161H34ZM43 162H44V160H43ZM52 162H53V160H52ZM56 162H57V161H56ZM56 162H55V164H56ZM78 162H80V161H78ZM83 162H84V161H83ZM83 162H82V163H83ZM94 162H95V161H94ZM69 163H71V161H70ZM75 163H77V161H76ZM84 163H85V162H84ZM92 163H93V162H92ZM98 163H99V162H98ZM216 163H217V162H216ZM31 164H32V163H31ZM44 164H45V163H44ZM44 164L41 163V165H44ZM57 164H58V163H57ZM60 164H61V163H60ZM65 164H66V163H64V165H65ZM87 164H91V163H86L85 166H86ZM96 164H97V163H96ZM2 165H3V163H2ZM14 165H16V163H15ZM14 165H13V166H14ZM22 165H24V164H22ZM27 165H28V164H27ZM11 166H12V165H11ZM11 166H10V169H11ZM32 166H33V165H32ZM37 166H38V165H37ZM48 166H49V164H48ZM83 166H84V165H83ZM91 166H92V164L89 165V167H91ZM95 166H96V165H95ZM0 167H1V166H0ZM3 167H4V166H3ZM7 167H8V166H6V169H7ZM43 167H44V166H42L41 169H43ZM76 167H77V166H76ZM76 167H75V168H76ZM79 167H80V166H79ZM89 167L86 166V168H84V169L87 170ZM100 167H101V165H100ZM12 168H13L14 170L16 169V168H14V167H12ZM26 168H28V167H26ZM30 168H31V167H30ZM34 168H35V167H34ZM47 168H48V167H47ZM50 168L53 170L55 167H54V165H53V167H50ZM77 168H78V167H77ZM92 168H94V167L92 166ZM92 168H91V169H92ZM97 168H98V167H97ZM1 169H3V168H1ZM4 169H5V168H4ZM6 169H5V170H6ZM13 169H12V170H13ZM23 169L25 170V168H23ZM35 169H36V168H35ZM44 169H45V168H44ZM62 169H63V168H60V169L58 168V170H61V171H62ZM80 169H81V168H80ZM80 169H79V170H80ZM98 169H99V168H98ZM24 170H23V171H24ZM39 170H40V169H39ZM39 170H38V171H39ZM46 170H47V169H46ZM46 170H43V171L45 172ZM48 170H50V169H48ZM56 170H57V169H56ZM64 170H67V169H64ZM74 170H75V169H74ZM81 170H82V169H81ZM81 170H80V173H81ZM92 170H94V169H92ZM149 170H150V169H149ZM6 171H7V170H6ZM33 171H34V170H33ZM35 171L37 172V169H36ZM50 171H51V170H50ZM50 171H49V172H50ZM71 171H72V170H71ZM77 171H78V169H77ZM87 171H88V170H87ZM89 171H90V170H89ZM12 172L16 173L17 171H16V172H15V171H11V174H12ZM18 172H19V171H18ZM26 172L29 173V174H31V170H30V172H29V170H28V171L25 170V175H26ZM39 172H40V171H39ZM39 172H37V173H39ZM46 172L48 173V171H46ZM54 172H55V171H54ZM83 172H84V171H83ZM85 172H86V171H85ZM95 172H96V174H95L94 172H91V173H94L95 175H97V173H98L97 170H95ZM3 173H5V172H3ZM14 173H13V175H14ZM22 173H23V172H22ZM22 173H21V174H22ZM40 173H41V172H40ZM47 173H46V174H47ZM50 173H53V172H50ZM66 173H67V172H66ZM72 173H73V171H72ZM89 173H90V172H89ZM122 173H123V172H122ZM6 174H7V173H5V175H6ZM19 174H20V173H19ZM41 174H42V173H41ZM55 174H56V173H55ZM84 174H85V173H84ZM113 174H114V173H113ZM200 174H201V173H200ZM42 175H43V174H42ZM51 175H52V174H51ZM56 175H57V174H56ZM64 175H65V174H64ZM64 175H63V176H64ZM78 175H79V174H78ZM78 175H77V176H78ZM85 175H86V174H85ZM85 175H84V176H85ZM14 176H15V175H14ZM17 176H18V175H17ZM17 176H16V177H17ZM22 176H23V174H22ZM31 176H32V175H31ZM31 176H29V178H31ZM36 176H37V175H36ZM45 176H46V175H45ZM77 176H76V177H77ZM82 176H83V175H82ZM86 176H88V178H89L90 175L88 174V175H86ZM86 176H85V177H86ZM124 176H125V175H124ZM124 176H123V177H124ZM203 176H205V175H203ZM203 176L200 175V177H203ZM1 177H2V176H1ZM23 177H25V176H23ZM42 177H43V176H42ZM49 177H51V176H49ZM93 177H94V175H93ZM114 177H115V176H114ZM116 177H117V176H116ZM120 177H122V175H120ZM2 178H3V177H2ZM2 178H1V179H2ZM6 178H8V177H6ZM13 178H14V177H13ZM13 178H12V179H13ZM19 178H20V177H18L17 179H19ZM29 178H28V180H30ZM62 178H63V177H62ZM83 178H84V177H83ZM86 178H87V177H86ZM99 178H100V177H98V179H99ZM1 179H0V180H1ZM17 179H16V180H17ZM20 179H22V177H21ZM25 179H27V178H25ZM31 179H32V178H31ZM34 179H35V178H34ZM41 179H42V178H41ZM117 179H118V178H117ZM120 179H121V178H120ZM4 180H5V178H4ZM14 180H15V179H14ZM61 180H62V179H61ZM63 180H64V179H63ZM66 180H68V179H66ZM78 180H79V179H78ZM81 180H82V179H81ZM88 180L90 181L91 178H89ZM93 180H94V178H93ZM1 181H2V180H1ZM5 181H7V180H5ZM5 181H3V182H4V185H5ZM8 181H10V183H11V180H8ZM8 181H7V182H8ZM22 181H23V180H22ZM34 181H35V180H33V182H34ZM43 181H44V179L42 180V184L44 183ZM45 181H46V179H45ZM50 181H51V179H50ZM54 181H55V177H54ZM54 181H52L51 183H53ZM64 181H65V180H64ZM84 181H85V180H84ZM91 181H92V180H91ZM116 181H117V180H116ZM203 181H205V180H203ZM15 182H16V181H15ZM18 182H19V181H18ZM23 182H24V181H23ZM47 182H48V181H47ZM55 182L58 183L57 181H55ZM59 182H60V181H59ZM125 182H126V180H125ZM208 182H209V181H208ZM231 182H232V181H231ZM0 183H1V182H0ZM10 183L8 182V184H10ZM25 183H27V182H25ZM25 183H24V186L26 185ZM29 183H30V182H29ZM56 183L54 184L55 186H56ZM63 183H64V182H63ZM63 183L61 182V184H63ZM67 183H68V182L66 181V184H67ZM81 183H82V182H81ZM81 183H80V184H81ZM95 183H96V182H95ZM97 183H98V182H97ZM102 183H103V182H102ZM112 183H115V182L112 181ZM205 183H206V182H205ZM12 184H14V183H12ZM36 184H37V183H36ZM42 184H41V185H42ZM59 184H60V183H59ZM64 184H65V183H64ZM68 184H69V183H68ZM68 184H67V186H68ZM70 184H71V183H70ZM80 184H79V185H80ZM93 184H94V182H93ZM100 184H101V183H100ZM100 184H99V185H100ZM210 184H211V182H210ZM231 184H232V183H229V185H231ZM233 184H234V183H233ZM240 184H241V183H240ZM240 184H239V185H240ZM4 185L2 184L0 187L2 188V186H4ZM37 185H38V184H37ZM39 185H40V184H39ZM43 185H46V182H45V184H43ZM50 185H51V184H49V186H50ZM52 185H53V184H52ZM52 185H51V186H52ZM54 185H53V186H54ZM73 185L76 186V184H73ZM82 185H83V184H82ZM82 185H80V188H81L82 190H83V189L85 190V188H84L85 185L83 186V188L81 187ZM101 185L103 186V184H101ZM111 185H112V184H111ZM118 185H119V184H118ZM200 185H202V184H200ZM204 185H205V184H204ZM211 185H212V184H211ZM5 186H7V185H5ZM11 186H12V185H10V187H11ZM18 186H19V184L17 185V187H18ZM29 186H32V185H29ZM34 186H36V185H34ZM51 186H50V188H51ZM55 186H54V187H55ZM64 186H65V185H64ZM88 186H89V185H88ZM112 186H113V185H112ZM206 186H208V185H206ZM8 187H9V185H8ZM10 187H9V188H10ZM12 187H13V186H12ZM17 187H16V188H17ZM32 187H33V186H32ZM47 187H48V186H47ZM59 187H60V186H59ZM61 187H62V186H61ZM61 187H60V188L57 187V188L60 190ZM68 187H69V186H68ZM68 187H66V189H67ZM77 187H78V185H77ZM90 187H91V186H90ZM96 187H97V186H96ZM116 187H117V186H116ZM120 187H122L121 183H120ZM228 187H229V186H228ZM233 187H234V186H233ZM13 188H14V187H13ZM18 188H19V187H18ZM18 188H17V189H18ZM37 188H38V187H37ZM39 188H40V187H39ZM50 188L47 189V190L49 191V193H52L54 190L50 192ZM78 188H79V187H78ZM80 188H79V189H80ZM86 188H87V185H86ZM88 188H89V187H88ZM93 188H94V189H93ZM93 188H91V189L94 191V190H95V186H94ZM112 188H113V187H112ZM220 188H222V187H220ZM3 189H4V188H3ZM26 189H27V188H26ZM32 189H33V188H32ZM32 189H31V187H30V190H32ZM42 189H43V188H42ZM44 189L46 190V188H44ZM53 189H54V188H53ZM64 189H65V188H64ZM66 189H65V190H66ZM75 189H76V188H75ZM234 189H235V188H234ZM7 190H8V189H7ZM11 190H12V189H11ZM15 190H16V189H15ZM20 190H21V189H20ZM20 190L15 192V193H19L18 196H20V195L22 194V193L20 192ZM30 190H29V191H30ZM34 190L36 191V189H34ZM59 190H57V192H58ZM69 190H71V189H69ZM73 190H74V188H73ZM73 190H72V191H73ZM76 190H77V189H76ZM82 190H81V191H82ZM92 190H91V191H92ZM96 190H97V188H96ZM96 190H95L94 192H96ZM118 190H119V189H118ZM201 190H202V189H201ZM3 191H4V190H3ZM3 191H2V192H3ZM8 191H9V190H8ZM21 191H22V190H21ZM37 191H39V193H40L41 190H40V189H39V190L37 189ZM61 191H62V190H60L59 192H61ZM66 191H67V190H66ZM74 191H75V190H74ZM93 191H92V192H93ZM97 191H98V190H97ZM120 191H121V190H120ZM202 191H203V190H202ZM33 192H34V191H33ZM45 192H46V191H45ZM69 192H70V191H69ZM85 192H87V191H85ZM89 192H90V191H89ZM89 192H88V194H89ZM94 192H93V193H94ZM200 192H201V191H200ZM200 192H199V193H200ZM212 192H213V191H212ZM31 193H32V192H31ZM39 193H37V194H39ZM63 193H64V190H63ZM70 193H72V192H70ZM77 193H78V190H77ZM81 193H84V191H82ZM96 193L99 194L100 191H98V192H96ZM101 193H102V187H101ZM121 193H122V192H121ZM5 194H6V193H5ZM5 194H4V195H5ZM8 194H9V193H8ZM41 194H42V192H41ZM41 194H40V195H41ZM58 194H59V193H58ZM66 194H67V193H66ZM84 194L87 195V193H84ZM115 194H116V192H115ZM115 194H114V196H115ZM117 194H118V193H117ZM119 194H120V192H119ZM10 195H15V194L12 193V191H11V194H10ZM44 195H45V194H44ZM51 195H52V194H51ZM51 195L49 194V196H51ZM55 195H57V194L54 192V196H55ZM75 195H76V194H75ZM77 195H78V194H77ZM77 195H76V196H77ZM81 195H82V194H81ZM86 195H85V196H86ZM94 195H95V194H94ZM94 195H93V197H94ZM96 195H97V194H96ZM107 195H108V194H107ZM107 195H106V196H107ZM223 195H225V194H223ZM35 196H36V195H35ZM60 196H63V195H60ZM71 196H72V198H73V195H71ZM112 196H113V195H112ZM42 197H45V196L42 195ZM58 197H59V196H58ZM67 197H68V201H67V202L69 203V201L71 200V198H70V200H69L70 195H69V196L66 195V198H67ZM86 197H87V196H86ZM88 197L91 198L92 195H90V196H88ZM115 197H116V196H115ZM218 197H219V196H218ZM223 197H224V199H225V196H223ZM30 198L32 199V197H30ZM35 198H36V197H35ZM37 198H39V197L37 196ZM37 198H36V199H37ZM46 198H47V197H46ZM53 198H54V197H53ZM53 198H52V199H53ZM56 198H57V196L55 197V199H56ZM66 198H65V199H66ZM81 198L83 199L84 197H80V200L82 201ZM94 198H95V197H94ZM40 199H41V196H40ZM40 199H39V200L37 199L36 201H38V202L40 201L39 203L45 201V200L42 201L43 198H42L41 200H40ZM47 199H50V201H51V198H50V197L47 198ZM47 199H46V201H47ZM65 199L63 200L64 202L61 201L62 199L60 200V201H61V204H62V203H66V204H67V202H65V201H66ZM75 199H76V197H75ZM77 199H79V198L77 197ZM88 199H89V198H88ZM197 199H198V198H197ZM218 199H219V198H218ZM220 199H221V198H220ZM224 199H221L220 203H221ZM5 200H6V198H5ZM17 200H18V199H17ZM20 200H21V199H20ZM32 200L34 201L35 199H32ZM56 200H57V199H56ZM56 200H55V201H56ZM89 200H90V199H89ZM93 200H94V202H95V199H93ZM93 200L91 199L90 202H91V201L93 202ZM21 201H22V200H21ZM21 201H20V202H21ZM26 201H27V200H26ZM33 201L30 200V202H32V203H33ZM36 201H34V205H36V204H35ZM46 201H45V202H46ZM50 201L47 202V203H48V205L51 206L52 204H49ZM55 201H54V199H53V202H55ZM57 201H58V200H57ZM73 201L75 202L76 200H73ZM200 201H201V200H200ZM9 202H10V201H9ZM15 202H17V201L15 200ZM23 202H24V201H23ZM23 202H22V203H23ZM38 202H37V203H38ZM71 202H72V201H71ZM71 202H70V204H71ZM74 202H73V203H74ZM76 202H77V201H76ZM79 202H80V201H79ZM86 202H87V201H86ZM94 202L91 203V204H93V205L96 204V205H97V203H94ZM13 203H14V201H13ZM47 203H46V204H47ZM51 203H52V201H51ZM56 203H57V202H56ZM208 203H209V202H208ZM208 203L206 202V204H208ZM24 204H25V203H24ZM24 204H22V205L24 206ZM44 204H45V203H44ZM53 204H54V203H53ZM59 204H60V203H59ZM74 204H75V203H74ZM76 204H77V203H76ZM79 204L82 205V203H79ZM88 204H89V203H88ZM107 204H108V203H107ZM195 204H197V203H195ZM209 204H210V203H209ZM209 204H208V205H209ZM17 205H18V202H17ZM30 205H31V203H30ZM37 205H38V204H37ZM62 205H64V207H65V204H62ZM86 205H87V204H86ZM105 205H106V203H105ZM105 205H102V206L105 207ZM114 205H115V204H114ZM116 205H117V204H116ZM224 205H225V204H224ZM23 206H22V207H23ZM25 206H26V205H25ZM31 206H32V208H33V205H31ZM31 206H30V207H31ZM44 206H45V205H44ZM71 206H73V205H71ZM74 206H76V205H74ZM82 206H83V205H82ZM91 206H92V205H91ZM91 206H90V207H91ZM97 206H98V205H97ZM99 206H101V205H99ZM106 206H107V205H106ZM108 206H109V205H108ZM123 206H124V205H122V207H123ZM133 206H134V205H133ZM192 206H193V205H191V207H192ZM195 206H196V205H195ZM195 206H194V207H195ZM200 206H201V205H200ZM3 207H4V206H3ZM16 207H17V206H16ZM26 207H27V206H26ZM48 207H49V206H48ZM52 207L55 208V206H52ZM52 207H51V208H52ZM58 207H59V206H58ZM58 207L56 206V208H58ZM60 207H61V205H60ZM60 207H59V208H60ZM84 207H85V205H84ZM84 207H83V212L86 211V209H87L86 207H85L86 209H85ZM113 207H114V206H113ZM128 207H130V206L128 205L127 208H128ZM137 207H138V206H137ZM139 207H141V206H139ZM139 207H138V209H139ZM144 207H145V206H144ZM189 207H190V204L188 205V209H189ZM194 207H193V208H194ZM196 207H197V206H196ZM196 207H195V208H196ZM24 208H25V207H24ZM36 208H38V206H37ZM49 208H50V207H49ZM49 208H46V206H45L44 208L41 209V211H42L43 209H44V210L47 209V211H48V213H49V212H50V211H49ZM69 208H70V206H69ZM75 208H76V207H75ZM77 208H78V206H77ZM97 208H99V207H97ZM97 208H96V209H97ZM102 208H103V207H102ZM102 208H101V210H102ZM117 208H118V207H117ZM131 208H132V207H131ZM141 208H142V207H141ZM199 208H201V207H199ZM25 209H26V208H25ZM62 209H63V208H62ZM62 209H61V210H62ZM66 209H67V212H68V207L65 208V210H66ZM80 209H81V208H80ZM84 209H85V210H84ZM88 209H93V208H92V207L89 208V206H88ZM109 209H110V207H109ZM114 209H115V208H114ZM114 209L112 208V210H114ZM120 209H121V208H120ZM120 209H119V210H120ZM133 209H136V208L133 207ZM138 209H137V210H138ZM146 209H147V208H146ZM146 209H145V211H146ZM190 209H191V208H190ZM26 210H27V209H26ZM26 210H25V211H26ZM29 210H30V208H29ZM38 210H39L38 212H40V209H38ZM57 210H59V209H57ZM57 210H56V211H57ZM61 210L58 211V212L61 213ZM69 210H70V209H69ZM71 210H73V207H72ZM103 210H105V209H103ZM106 210H107V208H106ZM117 210H118V209H117ZM122 210H124V209H122ZM122 210H121V211H122ZM125 210H126V209H125ZM125 210H124V212H125ZM130 210H131V209H129V211H130ZM47 211H45V213H44V211H42V212H43V214L45 215V214H48ZM73 211H74V210H73ZM73 211H71V212H73ZM79 211H80V210H79ZM81 211H82V210H81ZM81 211H80V212H81ZM91 211H92V210H91ZM95 211H98V210H95ZM114 211H116V210H114ZM131 211H132V210H131ZM140 211H141V210H140ZM145 211H143V213H144ZM149 211H150V210H149V208H148V212H149ZM191 211H192V210H191ZM199 211H200V210H199ZM201 211H202V210H201ZM35 212H36V211H35ZM52 212H53V211H52ZM58 212H57V214H58ZM67 212H66V213H67ZM71 212H69L68 214H66L65 212H64V213H65L66 215H68V218H69V215H70ZM103 212H104V211H103ZM108 212H109V210H108ZM122 212H123V211H122ZM124 212H123V215H126L127 213L124 214ZM137 212H138V211H137ZM137 212H136V214H137ZM64 213H63V216H64ZM98 213L100 214V211H99ZM105 213H106V212H105ZM130 213H131V212H130ZM130 213H128V214H130ZM35 214H36V213H35ZM38 214H39V213H38ZM40 214H42V213H40ZM50 214H51V213H50ZM55 214H56V212H55ZM55 214H54V215H55ZM57 214H56V215H57ZM101 214H102V213H101ZM111 214H112V212H111ZM133 214H134V213H133ZM133 214H132V215H133ZM140 214L142 215V213H140ZM200 214H201V213H200ZM27 215H28V214H27ZM54 215L52 214V216H54ZM56 215H55V217H53V218H52V216H51V218H52V219L55 218V220H57L58 217L56 218ZM61 215H62V214H61ZM66 215H65V218L63 217V218H61V219H62V220L65 219L64 221L69 222L68 219L66 220V217H67ZM108 215H109V214H108ZM108 215H107L106 217H108ZM113 215H114V214H113ZM117 215H118V212H117ZM141 215H140V216H141ZM192 215H194V214H192ZM192 215L190 214V216H192ZM195 215H196V214H195ZM198 215H199V214H198ZM213 215H214V214H213ZM29 216H30V215H29ZM29 216H28V217H29ZM33 216H34V215H33ZM45 216H46V215H45ZM45 216H44V217H45ZM57 216H58V215H57ZM59 216H60V215H59ZM84 216H86V215H84ZM84 216H83V217H84ZM118 216H119V215H118ZM118 216H117V218H118ZM127 216H128V215H127ZM127 216H126V217H127ZM130 216H131V215H130ZM138 216H139V215H138ZM200 216H201V215H200ZM210 216H211V215H210ZM38 217H39V215H38ZM48 217H50L49 214H48ZM74 217H75V216H74ZM110 217H111V216H110ZM113 217H116V215L113 216ZM135 217H136V215H135ZM194 217H195V216H194ZM201 217H202V216H201ZM218 217H219V216H218ZM88 218H89V217H88ZM133 218H134V216H133ZM172 218H173V217H172ZM178 218H179V217H178ZM197 218H199V216H198ZM31 219H32V218H31ZM31 219H30V220H31ZM41 219H42V221L44 220L43 218H41ZM70 219H71V223H72V218L70 217ZM75 219L77 220V218H74L73 220H75ZM82 219L87 220V216H86V218H82ZM82 219H81V220H82ZM108 219H109V217H108ZM112 219H113V218H112ZM115 219H116V218H115ZM121 219H122V218H121ZM123 219H124V218H123ZM143 219H144V218H143ZM207 219H208V218H207ZM223 219H224V218H223ZM19 220H20V219H19ZM30 220L28 221V223L30 222ZM32 220H33V221H31L30 224H32V222H35L34 219H32ZM35 220H36V218H35ZM47 220H48V219H47ZM62 220H58V221H62ZM78 220H79V217H78ZM89 220H91V219H89ZM109 220H110V219H109ZM116 220H117V219H116ZM125 220H126V222H127L128 219H125ZM130 220H131V219H130ZM175 220H176V219H175ZM188 220H189V219H188ZM196 220H197V219H196ZM198 220H200V219H198ZM203 220H204V219H203ZM221 220H222V219H221ZM221 220H220V221H221ZM21 221H22V220H21ZM21 221H20V222H21ZM36 221H37V222H39V221L41 222V220L38 221V219H37ZM44 221H46V220H44ZM44 221H43V223H44ZM49 221L51 222L52 220L49 219L48 222H49ZM53 221H54V220H53ZM79 221H80V220H79ZM91 221H92V220H91ZM110 221H112V220H110ZM122 221L124 222V220H122ZM122 221H121V222H122ZM135 221H136V220H135ZM135 221H134V222H135ZM163 221H164V220H163ZM167 221H168V219H167ZM200 221H201V220H200ZM220 221H219V222H220ZM46 222H47V221H46ZM62 222H63V221H62ZM74 222H75V221H74ZM76 222H77V221H76ZM102 222L105 223V221H102ZM108 222H109V221H108ZM123 222H122V223H123ZM142 222H143V220H142ZM156 222L159 224V222H160V218L148 217V223H149V225H153V224L156 223ZM161 222H162V221H161ZM168 222H169V221H168ZM172 222H176V221H172ZM189 222H190V221H189ZM192 222H194V221H192ZM196 222H197V221H196ZM204 222H205V220H204ZM206 222H207V221H206ZM24 223H25V222H24ZM53 223H55V221H54ZM63 223H65V222H63ZM83 223H86V222L83 221ZM87 223H89L88 220H87ZM100 223H101V222H100ZM104 223H101V224H104ZM112 223H113V222H112ZM114 223H116V222H114ZM124 223H125V222H124ZM124 223H123V224H124ZM128 223H129V222H128ZM128 223H127V224H128ZM157 223H156V224H157ZM162 223H163V222H162ZM170 223H171V222H170ZM184 223H185V222H184ZM190 223H191V222H190ZM198 223H199V222H198ZM200 223H201V225L203 224L202 221H201ZM213 223H214V221H213ZM19 224H20V223H19ZM37 224H38V223H37ZM37 224H35L36 227L39 226V225L37 226ZM41 224H42V223H41ZM41 224H40V225H41ZM47 224H48V223H47ZM55 224H57V223H55ZM55 224H54V226L52 225V228H51V229H53V228L57 229V228L55 227ZM58 224H60V223H58ZM75 224H76V223H73V226H74ZM79 224H80V223L78 222V224H77L78 226H82V225H83V224H82V225H79ZM90 224H91V223H90ZM106 224H107V223H106ZM109 224H110V223H109ZM138 224H139V223H138ZM144 224H145V223H144ZM146 224H147V223H146ZM158 224H157V225H158ZM165 224H167V223L165 222ZM209 224H210V223H209ZM35 225H34V226H35ZM43 225H44V224H43ZM49 225H50V224H49ZM60 225H61V224H60ZM67 225H68V224L66 223V225H63V226H58V225H57V226H58V228H59V227H63V228H65L64 226H67ZM70 225H71V224H69V225L67 226V228H68ZM84 225H85V224H84ZM92 225H93V224H92ZM92 225H91V226L89 225V226H88V229H90L89 227H94V226H95V225H94V226H92ZM99 225H100V224H99ZM104 225H105V224H104ZM104 225H103V226H104ZM119 225H120V224H119ZM161 225H162V224H161ZM167 225H168V224H167ZM173 225H174V224H173ZM184 225H185V224H184ZM187 225H188V224H187ZM206 225H208V223L205 224V226H206ZM210 225L212 226V224H210ZM210 225H208V226H210ZM219 225H220V224H219ZM5 226H7V224H6ZM11 226H12V225H11ZM23 226H24V225H23ZM116 226H117V225H116ZM128 226H129V225H128ZM135 226H136V225H135ZM159 226H160V225H158V227H159ZM163 226H164V225H163ZM198 226H199V225H198ZM205 226H204V227H205ZM208 226H207V227H208ZM32 227H33V226H31L29 229H30V230H31V229H34V227H33V228H32ZM41 227H42V226H41ZM43 227H44V226H43ZM47 227H48V230H49L50 227H49V226H47ZM70 227H72V226H70ZM74 227H76V226H74ZM85 227H86V226H85ZM85 227H80V228H82V229H83V228L86 229ZM112 227H114V224H113ZM137 227L140 228V225H138ZM141 227H142V226H141ZM144 227H145V226H144ZM151 227L153 228L154 225L151 226ZM155 227H156V226H155ZM160 227H162V226H160ZM160 227H159V228H160ZM165 227H166V226H165ZM168 227H171V226H168ZM188 227H189V226H188ZM193 227H194V226H193ZM199 227H200V226H199ZM223 227H224V226H223ZM18 228H19V227H18ZM20 228H21V225H20ZM38 228H39V227H38ZM80 228H79V229H80ZM95 228H96V227H95ZM95 228H94V229H95ZM134 228H135V227H134ZM142 228H143V227H142ZM142 228H140V229H142ZM147 228H148V227H147ZM149 228H150V227H149ZM185 228H187V227H185ZM191 228H192V227H191ZM195 228H196V227H195ZM200 228H201V227H200ZM200 228H199V229H200ZM35 229H36V228H35ZM35 229H34V230H35ZM43 229H44V228H43ZM59 229H61V228H59ZM65 229H66V228H65ZM72 229L75 230V228H72ZM84 229H83V230H84ZM96 229H98V228H96ZM117 229H118V228H117ZM119 229H120V227H119ZM127 229H128V228H127ZM136 229H137V228H135L134 230H136ZM140 229H139V231L136 230L137 233H139V232L142 233V232H143V231H140ZM178 229H180V228H178ZM196 229H197V228H196ZM196 229H195V230H196ZM212 229H214V228H211L210 230H212ZM6 230H7V229H6ZM24 230H25V229H24ZM39 230H40V229H39ZM66 230H67V229H66ZM68 230H69V228H68ZM68 230H67V233H68ZM73 230H72V231H73ZM98 230H99V229H98ZM115 230H116V228H115ZM115 230H114V228H113V231H115ZM144 230H145V229H144ZM153 230H154V229H152V234H155V233H153ZM155 230H157V229H155ZM155 230H154V231H155ZM176 230H177V229H176ZM184 230H185V229H184ZM187 230H189V228H187ZM195 230H194V228H193V231H195ZM202 230H203V229H202ZM202 230H201V231H202ZM215 230H216V229H215ZM220 230H221V229H220ZM19 231H20V230H19ZM28 231H29V230H28ZM28 231H27V228H26V231H25V232L27 233ZM44 231H46L47 234L45 235V232H44V236L42 235L43 237L47 236L48 233H49V232L47 231V229L44 230ZM56 231H57V230H56ZM70 231H71V230H69V232H70ZM90 231H91V229H90ZM90 231L86 232V233H88L89 236H90V234H91V233L89 234ZM116 231H117V230H116ZM118 231H119V230H118ZM120 231H123V229L120 230ZM131 231H132V230H131ZM131 231H130V232H131ZM146 231H147V230H146ZM148 231H149V230H148ZM162 231H163V230H162ZM172 231L175 232V230H171L170 232H172ZM181 231H183V229H182ZM181 231H180V232H181ZM213 231H214V230H213ZM34 232L36 233L37 231H32V233H33L32 235H35ZM42 232H43V230H42ZM51 232L53 233V230H51ZM51 232L49 233V235L52 234ZM65 232H66V231H65ZM73 232H74V234L76 233L75 231H73ZM79 232H81V231L79 230ZM84 232H85V230H84ZM92 232H93V231H92ZM94 232H95V231H94ZM94 232H93V233H94ZM100 232H101V231H100ZM123 232H124V231H123ZM159 232H160V231H159ZM173 232H172V233H173ZM185 232H186V230H185ZM189 232H190V231H189ZM198 232H199V231H198ZM233 232H234V230H233ZM30 233H31V231H30ZM30 233H29V235H28V234H27V235L30 236ZM39 233H41V231H38V233H37L38 236H39ZM60 233H61V232H59L58 234H60ZM95 233H99V232H95ZM110 233H111V232H110ZM127 233H128V230H127ZM131 233H133V232H131ZM149 233H150V231H149ZM149 233H147V234H148L149 236H151L152 234L150 233V234H151V235H150ZM164 233H165V230H164ZM166 233H167V231H166ZM196 233H197V232H196ZM199 233L201 234V232H199ZM214 233H215V232H214ZM217 233H219V232H217ZM217 233H216V234H217ZM220 233H221V232H220ZM234 233H235V232H234ZM62 234H63V232H62ZM70 234H71V233H70ZM77 234H79L78 231H77L76 235H73V234H72L73 237L71 236V237L69 238V237L66 236L67 238H66V237H64V238H66V240L69 239V245H70V240H71V238L74 239V237H77ZM80 234H82V232H81ZM99 234H100V233H99ZM106 234H107V233H106ZM106 234H105V235H106ZM114 234H115V233H114ZM116 234H117V232H116ZM118 234H119V233H118ZM134 234H135V232H134ZM144 234H145V232H144ZM144 234H143V236H144ZM161 234H162V235H161ZM167 234L169 235V233H167ZM184 234H185V233H184ZM188 234H190V236L188 237V238L190 239V237H192V234H191V233H188ZM194 234H195V232H194ZM209 234H210V233H209ZM235 234H237V232H236ZM253 234H254V233H253ZM32 235H31V238H32L33 240L36 239V238L38 239V237L33 238ZM37 235H36V236H37ZM49 235H48V236H49ZM53 235H56V234H53ZM53 235H51V236H53ZM67 235H69V234H67ZM85 235H86V234H84V235L82 234L81 237L78 236V238H77V239H78V240H77L78 243H77V242H74L76 239H75L74 241H71V245H73L72 242H74L76 245L78 244L77 246L75 245V247L77 248V249L75 250L76 252H78V249H79V248H82V246H85V244H86V239H88V238H86L87 235H86V237H85ZM92 235H94V234H92ZM92 235H91V236H92ZM137 235L139 236V234H137ZM145 235H146V234H145ZM157 235H158V234H157ZM160 235L163 236V233H160ZM168 235H166V237H167ZM170 235H171V234H170ZM172 235H173V234H172ZM176 235H177V234H176ZM178 235H179V233H178ZM203 235H204V236H207V234H206V235L203 234ZM18 236H19V235H18ZM21 236H22V235H21ZM25 236H26V234H25ZM42 236H39V237L41 238ZM57 236H58V235H57ZM59 236H61V234H60ZM63 236H64V235H63ZM63 236H61V237H63ZM89 236H88V237H89ZM94 236H95V235H94ZM97 236H98V235H97ZM97 236H95V237L98 238L99 236H98V237H97ZM100 236H101V235H100ZM109 236L111 237L112 235H109ZM117 236H118V235H117ZM117 236H115V237L117 238ZM120 236H121V235H120ZM131 236H132V235H131ZM135 236H136V235H135ZM141 236H142V235H141ZM141 236H140V237H141ZM146 236H147V235H146ZM161 236H160V237H161ZM183 236H184V235H182V237H183ZM185 236H186V235H185ZM185 236H184V237H185ZM197 236H199V235H197ZM215 236H216V235H215ZM61 237H60V238H61ZM101 237H102V236H101ZM101 237H100L99 239H101ZM112 237L114 238V236H112ZM124 237H125V234H124ZM132 237H133V236H132ZM140 237H138V238H140ZM158 237H159V236H158ZM166 237L164 238V239H166L165 242L170 243V241H172V240H167V239H169V238H166ZM184 237H183V238H184ZM186 237H187V236H186ZM200 237H201V235H200ZM222 237H223V236H222ZM224 237H225V236H224ZM234 237H235V235H234ZM18 238H19V237H18ZM26 238H28V237H26ZM31 238H30V240H31ZM50 238H51V237L49 236V240H50ZM85 238H86V239H85ZM96 238H95V239H96ZM106 238H108L107 235H106ZM106 238H105V240H104V242L106 241V244H107V243H113V244H114V243L116 242L114 239H112V240H114V242H111V239H110L109 242H107ZM118 238H119V237H118ZM118 238H117V239H118ZM129 238L131 239V237L124 238V239H125V240H126V239L128 240ZM176 238H179V236H178V237L176 236L174 239H173V238H172V239L175 241ZM192 238H193V237H192ZM205 238H206V237H205ZM208 238H209V237H208ZM212 238H213V237H212ZM246 238H247V237H246ZM20 239H22V238H20ZM41 239H42V240H40V241H43L44 238H41ZM47 239H48V238H47ZM47 239H46V240H47ZM54 239H56V237H55ZM57 239H58V238H57ZM73 239H72V240H73ZM89 239H90V238H89ZM92 239H94V237H92ZM95 239H94V242H95ZM102 239H103V238H102ZM102 239H101V240H102ZM141 239H143V238H141ZM144 239H145V238H144ZM147 239H150V240H151V238H147ZM189 239H188V240H189ZM233 239H234V238H233ZM250 239H251V238H250ZM25 240H26V239H25ZM25 240L23 239V240H21V241L23 242V241H25ZM38 240H39V239H38ZM46 240H45V241H46ZM66 240H65V241H66ZM101 240H98V244H99V241H101ZM121 240H122V238H121ZM131 240H132V239H131ZM183 240H184V239H183ZM205 240H207V239H205ZM209 240H210V238H209L207 241H209ZM216 240H217V239H216ZM216 240H214V242H215ZM234 240H235V239H234ZM236 240H237V239H236ZM251 240H252V239H251ZM17 241L19 242V246H20V241H19V240H17ZM34 241L36 242V240H34ZM45 241H44V242H45ZM54 241H55V240H54ZM54 241L52 240L51 242H54ZM56 241H57V240H56ZM56 241H55V242H56ZM59 241H60V240H59ZM59 241H57V242L59 243ZM63 241H64V240H62V243H63ZM90 241H91V239H90ZM96 241H97V240H96ZM128 241H129V240H128ZM139 241H140V240H139ZM153 241H154V240H153ZM155 241H156V239H155ZM163 241H164V240H163ZM163 241H162V242H163ZM185 241H186V240H185ZM185 241H183V242H185ZM193 241H194V239H193ZM195 241H197V239H196ZM195 241H194V243L196 244ZM201 241H202V237H201ZM31 242H32V241H31ZM48 242H49V241H48ZM48 242H47L46 246H47V245L50 246L49 243H51V242H49V243H48ZM55 242H54V243H55ZM57 242H56V243H57ZM104 242H102V243H104ZM117 242H119V240H118ZM123 242H124V241H123ZM140 242H141V241H140ZM180 242H182V241L180 240ZM183 242H182V243H183ZM198 242H199V241H198ZM241 242H242V241H241ZM249 242H250V241H249ZM65 243H66V242H64V246H65ZM67 243H68V242H67ZM121 243H122V242H121ZM121 243H118V245H121ZM127 243L129 244L130 242H127ZM131 243H132V241H131ZM135 243H136V242H135ZM135 243H134V244H135ZM160 243H161V241H160ZM168 243H167V245H166V248H167L168 246H171V244H168ZM171 243H172V242H171ZM174 243H176V245L179 244V243H177V242H174ZM186 243H188V242H186ZM186 243H185V245H188V244H189V243H188V244H186ZM203 243L205 244V242H203ZM206 243H207V242H206ZM208 243H209V242H208ZM210 243H213V242L210 241ZM210 243H209V245H210ZM247 243H248V242H247ZM250 243H251V242H250ZM24 244H25L26 246H27V244H30V245H28L29 247L32 245L31 243H28V242H27V243H24ZM24 244H21V245H24ZM37 244H38L39 246H42V248H43V246H45V243L42 244V245H40L41 242L39 243V241H38ZM60 244H61V242L59 243V245H60ZM87 244H88V246H87V250L85 249V253H86V254H85V257L88 255V257H93V260H94L95 255H93V256L89 255V253H93V252L95 253V251H96L95 249H93V248L91 247L92 245L94 246V244H92V245L90 246V247L92 248V250H90L91 248L89 247V244H90V243H87ZM96 244H97V243H96ZM123 244H124V243H123ZM128 244H127V245H128ZM138 244H139V243H138ZM158 244H159V243H158ZM158 244H157V246H158ZM161 244H163V243H161ZM204 244L199 245V243H198V245H197V246H198V249H199V246H203ZM245 244H246V243H245ZM3 245H5V244H3ZM3 245H2L1 247H3ZM8 245H9V244H8ZM8 245H7V247H9ZM69 245H66V247H67L68 249H69V247L71 246V245H70V246H69ZM100 245H102V244H100ZM110 245L112 246V244H110ZM129 245H130L129 247L131 248L132 244H129ZM183 245H184V244H181L180 246L183 247ZM190 245H191V244H190ZM190 245H189V246H190ZM192 245H193V243H192ZM205 245H206V244H205ZM214 245H215V244H214ZM247 245H249V244H247ZM11 246H12V245H11ZM28 246H27V247H23V246H22L23 248L21 249V251H23L24 248H27V249H26L27 252L25 251V252H26V255H27V253H28V249L30 250V248H32V247L34 248L36 245H33V246H31L30 248H28ZM46 246H45V247H46ZM48 246L46 247V249H48ZM54 246H55V244H54ZM62 246H63V244H62ZM68 246H69V247H68ZM114 246H115V245H114ZM122 246H123V245H122ZM124 246H125L124 249L126 250V244H125ZM137 246H138V245H137ZM160 246H161V245H160ZM180 246H179V245H178V246H174V245H173V247L171 246V248L176 247V249H178V247H180ZM194 246H196V245H194ZM239 246H240V245H239ZM254 246H255V245H254ZM36 247H37V246H36ZM50 247L53 248V246H50ZM59 247H60V246H59ZM71 247H72V246H71ZM71 247H70V248H71ZM73 247H74V246H73ZM96 247H97V245H96ZM96 247H95V248H96ZM99 247H100V246H99ZM101 247H102V246H101ZM106 247H107V246H106ZM109 247H110V246H109ZM120 247H121V246H120ZM120 247H118V248H120ZM129 247H127V248L129 249ZM132 247H133V246H132ZM158 247H159V246H158ZM186 247H187L186 249L189 250L188 246H186ZM190 247H191V246H190ZM203 247H204V246H203ZM4 248L6 249L5 246H4ZM33 248H32V249H33ZM67 248H62V249H67ZM85 248H86V247H85ZM112 248H116V247H112ZM121 248H122V247H121ZM121 248H120V250H122ZM134 248H135V247H134ZM140 248H142V246H141ZM152 248H153V247H152ZM160 248H161V247H160ZM164 248H165V247H164ZM171 248H170V249H171ZM184 248H185V246H184ZM193 248H194V247H192L191 249H193ZM206 248H207V247H206ZM221 248H222V246H221ZM253 248H255V247H253ZM253 248H252V249H253ZM256 248H257V247H256ZM262 248H263V247H262ZM262 248H261V250H262ZM5 249L3 250L2 248H0V264H18V263H21V262H23V261H25V262H27V263L29 264V262H31V260L29 259L30 257H29V258L26 257L27 259L30 260V261L28 262L26 259H23L22 257H21L20 260H19L18 255H15L14 257L8 256L9 254L5 255V253H4ZM9 249H10V247L8 248V250H9ZM15 249H17V248H15ZM32 249H31V250H32ZM38 249H39V248H38ZM46 249L44 248V250H46ZM55 249H57V247L54 248V250H55ZM59 249H61V248H59ZM96 249H98V248H96ZM106 249H107V248H106ZM128 249H127V252H126L125 250H124V251H125L126 253L129 252V253L131 254V252H130L131 249H130V251H129ZM135 249H136V248H135ZM135 249H134V250H135ZM144 249H145V248H144ZM154 249H155V248H154ZM156 249H157V248H156ZM198 249H197V252H198ZM215 249H216V248H214V250H215ZM226 249H227V248H226ZM257 249H258V248H257ZM257 249H256V250H257ZM259 249H260V247H259ZM8 250H7V251H8ZM33 250H34V249H33ZM33 250H32V252H33ZM35 250H36V249H35ZM54 250H53V254H51V255H53V258H54L55 256H57V254H55V256H54V252H56V251H54ZM79 250H81V249H79ZM99 250H101V249H99ZM113 250H114V249H113ZM117 250H119V249H117ZM137 250H139V249H137ZM146 250H148V249H146ZM149 250H150V249H149ZM158 250H161V249H157V252H159ZM172 250H174V249H172ZM172 250H171V251H172ZM188 250H187V251H188ZM194 250H195V249H193V251H194ZM7 251H6V252H7ZM16 251H17V250H16ZM41 251L44 252L42 249H41ZM49 251L52 253L51 249H50ZM49 251H48V252H49ZM58 251H59V250H58ZM66 251H67V250H65V252H66ZM75 251L73 252V253H74V256L76 255V254H75ZM124 251H123V252H124ZM135 251H136V250H135ZM144 251H145V250H144ZM153 251H154V250H153ZM165 251H166V249H165ZM183 251H184V250H183ZM189 251L192 252V250H189ZM203 251H204V250H203ZM257 251H258V250H257ZM259 251H260V250H259ZM8 252H9V251H8ZM13 252H14V254H17V253H19L20 251L17 252V253H16L15 251H13ZM35 252L37 253L38 251H34L33 253H35ZM48 252L45 251V253L49 254L50 252H49V253H48ZM70 252H72V250H70ZM81 252H82V250L80 251V255L83 254V252H82V253H81ZM98 252H100V251H98ZM104 252H105V249H104ZM107 252H108V251H107ZM111 252H112V250H111ZM111 252H110V253H111ZM125 252H124V253H125ZM141 252H142V251H141ZM147 252H148V251H147ZM149 252H150V251H149ZM149 252H148V253H149ZM151 252H152V249H151ZM155 252H156V251H155ZM161 252L163 253L164 251H161ZM169 252H170V250H169ZM174 252H176V251L174 250ZM178 252H181V251L178 250ZM247 252H248V251H247ZM262 252H264V251H262ZM23 253H24V252H23ZM39 253H40V251L38 252V254H39ZM45 253H44V255L47 256V254H45ZM56 253H57V252H56ZM58 253H59L60 255H61V254H62V255H63V254L66 255V258H65V261H66V262H67V261H70V258H74V257H71L72 254H71L70 256H68L69 253L66 254L67 252H66V253H63V252L59 251ZM124 253H122V254H124ZM132 253H134V252H132ZM136 253H137V252H136ZM144 253H145V252H144ZM164 253H165V252H164ZM166 253H167V251H166ZM171 253H172V252H171ZM188 253H189V252H188ZM188 253H186V254H188ZM198 253H199V252H198ZM222 253H226V252L224 251V252H222ZM10 254H11V253H10ZM14 254H13V255H14ZM19 254H20V253H19ZM21 254H22V253H21ZM38 254H36V255H38ZM96 254H97V253H96ZM99 254H100V256H98V257L101 258V255H102L103 253H102V254L99 253ZM118 254H119V253H118ZM118 254H117V255H118ZM145 254H147V253H145ZM150 254H151V257H152V253H150ZM155 254H157V253H155ZM158 254H159V253H158ZM160 254H161V253H160ZM174 254H175V253H174ZM184 254H185V253H184ZM192 254H193V252H192ZM192 254H190V255H192ZM216 254H217V253H216ZM260 254H261V253H260ZM13 255H12V256H13ZM23 255H25V254H23ZM26 255H25V256H26ZM60 255H58V256L55 257V258L60 257ZM80 255H78V256H80ZM97 255H98V254H97ZM97 255H96V256H97ZM106 255H108V254H106ZM106 255H105V256H106ZM117 255H116V256H117ZM125 255H127V254H125ZM143 255H144V254H143ZM182 255H183V254H182ZM194 255H195V254H193V256H194ZM196 255H197V254H196ZM200 255H201V254H200ZM207 255H211V254H207ZM236 255H237V254H236ZM236 255H235V256H236ZM242 255H243V254H242ZM242 255H241V256H242ZM263 255H264V254H263ZM27 256H29V254H28ZM42 256H43V255H42ZM42 256L39 254L38 258H39V257H42ZM46 256H45V258H43V257H44V256H43V257H42L43 259H40V258H39V260H43V261H44V259H47V257L50 256V254H49V256H47V257H46ZM67 256H68V258L70 257L68 260H67ZM110 256L114 257L113 255H110ZM116 256H115V258H116ZM118 256H119V255H118ZM132 256H133V254H132ZM144 256H145V255H144ZM149 256H150V255H149ZM156 256H158V255H156ZM167 256H169V255H167ZM173 256H174V255H173ZM175 256H176V254H175ZM179 256H181V255L179 254ZM197 256H198V255H197ZM212 256H213V255H212ZM225 256H226V255H225ZM237 256L239 257V255H237ZM33 257H34V258H33ZM33 257H31V259H32V258L35 259V256H33ZM62 257H63V256H62ZM62 257H61V258H62ZM64 257H65V256H64ZM81 257H84V254H83V256H81ZM112 257H110V258L115 260V258H112ZM134 257H135V256H134ZM140 257H141V256H140ZM145 257H146V258H149V257H147V256H145ZM163 257H164V255H163ZM249 257H250V256H249ZM50 258H52V256H51ZM53 258H52V260H53ZM103 258H104V257H103ZM105 258H106V257H105ZM110 258H108V260L106 259V261H109ZM120 258H121V257H120ZM123 258H124V257H123ZM128 258H129V257H128ZM132 258H133V257H132ZM136 258H137V257H136ZM146 258H144V259H146ZM155 258H156V257H155ZM158 258H159V257H158ZM160 258H161V260H159ZM160 258L158 259V261L161 262V264H163V262H162V256H161ZM169 258H172V257H171V256L168 257V260H170ZM211 258H212V257H211ZM218 258H219V257H218ZM228 258H231V255H230V257H228ZM21 259H22V260H21ZM33 259H32L33 262H35V261L37 262V260H38V259H37V260L34 261ZM79 259H80V258L78 257V260H79ZM83 259H84V258H83ZM130 259H131V258H130ZM137 259H139V258H137ZM141 259H143V258H141ZM151 259H152V258H150V260H151ZM153 259H154V257H153ZM153 259H152V261H153ZM163 259H165V258H163ZM175 259H176V257H175V258L173 257V261H172V259H171L172 264L176 263V260H175ZM220 259H221V258H220ZM233 259H234V258H232V260H233ZM248 259H249V258H248ZM261 259H262V258H261ZM39 260H38V261H39ZM47 260H48V259H47ZM57 260H58V259H57ZM60 260H62V259L59 258V261H60ZM73 260H74V259H73ZM73 260H72V262H74ZM76 260H77V256H76L75 262H79L78 260H77V261H76ZM84 260H85V259H84ZM88 260H89V259H88ZM88 260H86V262H87ZM90 260H91V258H90ZM90 260L88 261V262H89L88 264H90V262H91ZM98 260H99V259H98ZM100 260H101V259H100ZM100 260L97 261V264L100 263ZM102 260H104V259H102ZM114 260H111V262L113 261V264L115 263ZM120 260H121V259H120ZM122 260H123V259H122ZM122 260H121V261H116V262H120V263H121ZM134 260H135V258H134ZM147 260H148V259H147ZM150 260H148V261H150ZM165 260H166V259H165ZM178 260H179V257H178ZM178 260H177V261H178ZM183 260H184V259H183ZM196 260H197V259H196ZM206 260H207V259H206ZM237 260H238V259H237ZM43 261H42V262H43ZM45 261H46V260H45ZM50 261H51V260H50ZM53 261L55 262L56 260H53ZM53 261H52V262H53ZM80 261H81V260H80ZM95 261H96V258H95ZM95 261H93V264H95V263H94ZM124 261H125V259H124ZM137 261H138V264H139V263L141 264V262H140L141 260H137ZM155 261H156V260H155ZM163 261H164V260H163ZM174 261H175V262H174ZM193 261H194V260H193ZM193 261H192V262H193ZM15 262H17V263H15ZM36 262H35L34 264H36ZM40 262H41V261H40ZM40 262H38V264H42V262H41V263H40ZM75 262H74V263H75ZM84 262H85V261H84ZM84 262L82 261V264H83ZM129 262H131V261H129ZM143 262H144V261H143ZM143 262H142V263H143ZM150 262H151V261H150ZM150 262H148V263L150 264ZM153 262H154V261H153ZM164 262L166 263L167 261H164ZM197 262L200 263L199 261H197ZM201 262H202V260H201ZM216 262H217V261H216ZM253 262H254V261H253ZM253 262H252V263H253ZM258 262H259V261H258ZM43 263H47V261H46V262H43ZM48 263H49V262H48ZM57 263H58V261H57ZM57 263H56V264H57ZM62 263L65 264V262H63V260H62ZM91 263H92V262H91ZM102 263H104V262L102 261L100 264H102ZM106 263H108V262H106ZM106 263H105V264H106ZM127 263H128V262H127ZM127 263H126V264H127ZM133 263H137V262L134 261ZM165 263H164V264H165ZM226 263L228 264V262H226ZM23 264H24V263H23ZM30 264H33V263L31 262ZM59 264H60V263H59ZM68 264H69V263H68ZM72 264H73V263H72ZM78 264H79V263H78ZM108 264H112V263H108ZM115 264H116V263H115ZM121 264H124V262L121 263ZM131 264H132V263H131ZM144 264H145V263H144ZM146 264H147V263H146ZM151 264H153V263H151ZM155 264H157V263H155ZM158 264H159V263H158ZM167 264H170V263H167ZM176 264H178V263H176ZM208 264H209V263H208ZM214 264H215V263H214Z\"/></svg>",
	"mask_w": 264,
	"mask_h": 264
}]
</instances>
